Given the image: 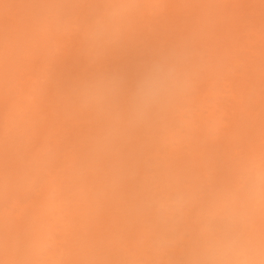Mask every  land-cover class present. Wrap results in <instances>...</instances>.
Segmentation results:
<instances>
[{"label": "bare ground", "instance_id": "1", "mask_svg": "<svg viewBox=\"0 0 264 264\" xmlns=\"http://www.w3.org/2000/svg\"><path fill=\"white\" fill-rule=\"evenodd\" d=\"M15 1V0H14ZM14 1L12 3H14ZM18 0H16L15 2H17ZM30 0H20L18 2H20V4H18L22 8L26 7L24 12H20L18 10H20L19 6H15L14 4H11L8 1H4L0 0V3L3 5L4 4H10L9 6L6 7H11L12 10L14 8V6L17 9V13L16 11L14 12V10H9L8 8H5L4 14L8 13V11H12V13H16V14H10V16L8 14H6V18L7 17H11L13 18L12 20L9 19L10 21H14L16 22L18 20V23L16 24L14 21V23L16 24V26H18V29L14 30V32L11 31V33L13 35H17V38H20L18 41L20 42H13L12 39L13 37H7L4 35L3 37H5V39L3 40V44H6V48H3V50L5 51L3 53V50L0 49L2 51H0V59H2L1 56L4 55H8V56H12L15 57L14 61L15 63L17 62L18 64H12L13 63V58H11V63L9 66V63L7 62V64H5V66L2 68L3 70H5L7 68V70H5L6 72V76H8V78L5 79L0 77V81L4 80V83L2 84V82L0 83L1 86L2 85H6L5 83H7V81H9V85L10 83L13 81L14 82H20L19 83H14L12 82V88L11 90H9L10 92H14L17 90L16 93L17 96L15 95L16 99H14V101H5L6 104V108L3 105V100L2 99V94L4 95L3 98L5 99H9L11 93L8 92L7 90V97H6V92H2L1 90V99L0 101L2 103H0V114H5V115H0V122H2L3 124V131H1L0 133V264H264V68H260L261 66H264V31H262L261 33L258 31V29H260V26H252L251 27V20L253 21L256 17H262L261 13L260 16L258 15L257 12L255 11H251L250 14H252V12L257 13L255 16V18L253 19H248L245 18L244 20H250L247 25H244L243 23H241V21L239 22L237 19V23H235L236 21L232 20L233 22H229V26L231 23V27L232 28H228V32H226L227 30H224L225 27H221L222 31L225 32L224 35L223 33L220 36L221 38H224L219 40L220 43L223 44V42H227V44H229V49L226 47L227 45H222L221 47H224L223 49L219 48V41L217 40V38L213 41H218V44H216L219 48V51L216 55V63L214 64V66H212V69H209L210 71H208L207 68H209V65L207 68H204V64L202 69H194V70H190L187 73V75L190 77L189 72L191 73H195L192 74V79L190 80L188 78H184L183 77H188L186 75L181 76V78L179 76H177L175 74V76L171 75V73L166 72V77L165 79L168 80V82L172 85H174L173 88H166L163 91L167 92L170 90L169 95L173 96V99H170L166 93L162 94H156L158 97H161V99L163 101L161 102V105H159V107L162 108V112L158 113L156 112L153 115L152 114V109L155 108L152 105L157 102L156 100H152L151 102H148L147 104H140V103H135L132 104L131 106H129V103H125L127 99H125L123 97L124 102H119L116 103L114 102V95L116 96L115 98L118 99L117 97H120L119 94L122 93L124 91L125 88H127L128 90V96L132 98H136L137 95H134V93L131 92V88L133 89H137L138 87H136V85H134L133 83H131V77L136 75L138 73V71L143 68L142 64L143 62L140 61L141 58L140 57V53L142 54V51H145V46L147 44H149L152 39H155V35L154 32L152 34H149L150 38H147V33H151L149 32L151 28H148V26L150 24L147 25L148 19L144 21L142 20V22H146V24L144 25V23L142 24L141 19H140V15L138 16V13L141 11H139V9H142V7L149 5V9L152 10V7L150 8L151 0H146L147 4L143 1H139L140 4H142L141 6L137 1L135 0H127V2H125L124 0V4L122 3L123 1L119 0L120 2H118L117 0H115L116 3H118L116 6H118L120 3L121 5L119 6H123L124 5H128L130 2L131 6L128 5L127 7H129L128 9H132V11H129V14H131L130 16H132L134 18L135 13H137V18L136 20L139 22L140 20V24H142L139 28L137 27V25L135 23H133L134 21L136 22V20H134L132 17L131 19H133L132 23L135 24V26L133 24H130L131 26L133 25L135 29H133L135 32L137 33L136 35L134 34L133 39L136 38L139 35V32L142 31L140 30L139 32L137 31L138 29H140L142 26L147 27V29L145 28L144 31L146 32L147 36L145 35V32L143 35H141V37L139 38L144 39L143 37H146L144 40L137 41V38L134 39L136 40V44L132 39V35H133V30L132 27L126 30V28L124 27L123 30H125L126 32L129 30H132V34L130 35V33L128 34V36H126L123 40L121 39V37L119 36V33H121V31H119V33H117L118 31L115 29V27L117 26V29L119 28V26L114 22L115 27L113 26V28L115 30H113L111 27H109V25H111V21L107 27L110 28V30L112 29V31H117L116 35L114 34V38L116 39V41L120 38L121 41H117L122 44V46H125V43L127 44V41H131V43H133L135 46H131L132 48H129V43L127 44L128 46L126 47H122L123 49L126 48V50H122V49H118V44H116L117 42L111 40L112 38H108L107 40L109 42L107 43V47L106 44L103 46V48H105L107 51H109L107 53V51L105 49H100L102 48L100 46V41L102 42L103 39L106 40V36L109 37V33H106L104 31V33H100L102 32L101 30L98 31L95 29V27H98L101 25V21L104 20L103 18L101 19L100 16L101 15V11L100 8H95L93 6L97 5L96 2L88 4L87 0H81L78 1V4L76 6H74L75 0H72L71 4L66 3L68 0H63L60 2V0H57V2L55 0H52V5L49 3L51 0H47L48 1V6H43L42 5H46V1L45 0H31V2L29 3H33L34 1L37 3L33 4L34 8L32 5H30L28 2ZM39 1V2H38ZM41 1L43 2V4L41 3ZM45 1V2H44ZM59 1V3H58ZM71 1V0H69ZM90 1V0H89ZM109 1V0H108ZM113 1V0H112ZM111 2V5L109 6H105L103 4H100L99 2H101L100 0H98V5L106 7V10H111L108 7H112V10H114V3ZM129 1V2H128ZM149 1V2H148ZM162 1V0H160ZM159 1V2H160ZM165 1V0H164ZM174 1V0H173ZM180 1V0H179ZM191 0H189L190 2ZM199 2V4L195 5H202L204 4L203 2H206L207 0H197ZM218 1V0H217ZM220 1L222 3H220ZM230 1V0H229ZM234 1L235 0H231ZM239 4L241 2H244L243 0H238ZM259 1V0H258ZM261 1V0H260ZM6 2V3H5ZM86 2V3H85ZM103 2V0H102ZM107 2V1H106ZM158 2V0H157ZM156 2V3H157ZM171 2V1H170ZM178 2V1H177ZM181 2V3H180ZM179 3V7L184 10V8H189L186 7L187 5H185L184 3L188 1H180ZM193 3V0L191 1ZM200 2H202L200 4ZM227 1L223 0H219V4L218 6L220 7L218 10H214L212 9L211 11L209 10V12L211 14H214L215 11H227L226 5L229 7V5L227 3H225ZM237 2V1H236ZM247 2V4H249L248 2H250L252 5L253 3L251 1H245ZM21 3L23 5H21ZM26 3H28V5L26 6ZM41 3V7L40 4ZM54 3V4H53ZM60 3H63L65 5H61ZM75 3V4H74ZM85 4L88 8V6L90 5V7L92 6V8H86L85 6L82 5ZM135 3V8L136 5L140 8H136L137 12H133L135 9H133L132 7H134L132 4ZM145 3V4H144ZM173 3V2H172ZM224 3V4H223ZM230 5L233 3L229 2ZM0 4V5H1ZM71 4L68 8V5ZM109 4V3H108ZM123 4V5H122ZM160 7L156 4V8L160 9L163 5L161 3ZM181 4L182 5L181 7ZM225 6H223V5ZM238 2L237 4L234 3V5H239ZM244 5V3H241ZM240 4V5H241ZM249 4V7L252 8ZM256 0H255V3ZM260 4V2L258 3ZM38 8H37V6ZM54 5V6H53ZM82 5L83 8H81L80 6ZM154 5V4H153ZM152 5V6H153ZM174 5L176 6L177 3ZM173 5V6H174ZM209 5V4H208ZM211 5V6H215ZM231 5V6H232ZM262 5V3L260 4ZM32 6V7H31ZM54 8H53V7ZM57 6V7H56ZM58 6H60V10L58 8ZM62 6V7H61ZM64 6H67L64 8ZM72 6V7H71ZM80 7L81 9H77L79 12H81V14H92L93 19L95 18V21H93L90 23L89 21H92V17L91 15H89V17H87L88 15H85L87 18L84 17V15L82 16V19L79 18L80 15H74V14H80L77 13L78 11L76 10L74 11L76 8ZM158 6V7H157ZM171 6V5H170ZM185 6V7H184ZM210 6V7H211ZM217 6V5H216ZM215 6V7H216ZM223 6V7H222ZM234 9H237L238 7L236 6ZM248 6V5H246ZM1 8L2 5L0 6ZM74 9V10H72ZM76 7V8H75ZM94 7V8H93ZM123 7L121 8L122 11H124V14L126 13V7L123 9ZM169 7V6H168ZM191 7V6H190ZM194 6L191 7V9L188 11V13H186V11L188 10H184V12L186 13V15L184 16L185 18L182 17V19H186V16H190V14H193L191 17H193V19L195 18L194 16H196V13H202V11H198L197 7L196 10L194 11L193 9ZM194 7V8H195ZM208 7V8H210ZM0 8V10H1ZM33 8V9H32ZM48 8V9H47ZM52 10V13L49 11ZM53 8V9H52ZM101 7V9H103ZM118 8V7H117ZM116 8V9H117ZM146 9V7H144ZM155 8V9H156ZM163 8V7H162ZM167 8V7H166ZM171 8V7H170ZM176 8V7H175ZM179 8V9H180ZM204 8V7H203ZM201 8V9H203ZM224 8V10L222 9ZM231 8V7H230ZM15 9V8H14ZM28 9L30 14H26L28 13V11L26 12V10ZM36 9V10H35ZM43 10L42 12L39 10ZM47 9V10H46ZM71 11L69 12L68 11ZM89 9H91V11H89ZM94 11H93V10ZM97 9L100 12H97ZM120 10V7L118 8ZM117 9V10H118ZM148 9V10H149ZM164 9V8H163ZM233 9V8H232ZM231 9V12H232ZM240 8H238L239 10ZM33 10V11H32ZM54 10V11H53ZM55 10L58 12H55ZM63 10V15L62 17L60 13H62ZM69 12L67 14H69L68 16L71 18L70 20H76L74 18H78V20H76V24L75 21L72 22L71 21V25H70V20L67 16V14H65V12ZM107 10V12H108ZM118 10V14L120 16L121 12H119ZM169 10V9H168ZM170 10H173L172 8ZM169 10V11H170ZM176 12L177 10L174 9ZM181 10V9H180ZM177 13V15L179 14L180 16L183 14L182 12ZM207 11V14H204L203 11V15L198 13V16H201V19L199 22H202L203 25H201L200 29L201 30H205L206 37L204 36V38L202 36H200V38H207L205 40L200 39L199 38V34L198 38L200 39L199 41H202L207 48V43L210 41H212V36H216V35H211V37H207L210 36V32L212 31L210 30L212 27H216V25H221L222 23L220 22V20H223V17L221 16V19L218 15L217 16H210L208 17L210 14H208L209 12ZM237 10V11H238ZM32 11V13H31ZM35 11H37V13L41 14H37ZM61 11V12H60ZM85 11H87L85 13ZM154 11V10H153ZM164 11V10H163ZM192 13H191V12ZM205 11V12H206ZM242 11V10H240ZM2 12V11H1ZM0 12V14H1ZM20 12V13H18ZM45 12V13H44ZM56 13L57 15L50 16V13ZM106 12V11H105ZM105 12L102 11V14L105 15L104 18H108ZM116 12V11H115ZM133 12V13H130ZM145 12L147 13V10H145L144 12H141L139 14L143 15L142 17L144 18L146 15ZM152 12V11H150ZM149 12V13H150ZM157 12V9L155 11V13ZM165 12V11H164ZM175 15L176 12L172 11ZM195 12V13H194ZM229 12V11H228ZM228 12H226L228 14ZM33 13H34V17L37 14V17L34 19L33 18ZM48 15H47V14ZM95 13V14H94ZM99 13V14H97ZM123 13V12H122ZM154 13V12H152ZM151 16L154 18V16H160L155 14ZM159 13L161 14V11L159 10ZM158 13V14H159ZM165 13H169L168 11ZM172 13V15H173ZM181 13V14H180ZM238 13V12H237ZM241 13V12H239ZM244 13V12H242ZM249 13V12H246ZM3 14V13H2ZM20 16H19V15ZM26 14V15H25ZM45 16H44V15ZM58 14L60 16H58ZM71 14L74 16H71ZM114 13L112 12L111 15H113ZM116 14V13H115ZM114 14L113 18H117V16ZM148 14V13H147ZM171 14V13H169ZM168 14V16H169ZM196 14V15H195ZM231 13L229 12V15ZM248 14V16L250 15ZM8 15V16H7ZM14 15V16H13ZM17 15V16H16ZM24 15V16H22ZM68 20H67V18ZM95 15H97V19H101V21L97 20ZM127 15V14H126ZM126 15H121V18H125ZM134 15V16H133ZM162 15V14H161ZM179 15L178 17H176V19H173L172 21H170L173 16L167 17V21H169L170 23L173 22L172 24H170L169 22L166 21L165 22L170 24L167 26L169 28H176L177 26L180 27V29H187V26L189 25V23L191 24L192 22H188L189 20H184L182 23V26H179V24H181V18L179 19ZM235 15L237 16L238 14L235 13ZM241 15V14H240ZM240 15H238L237 17H239L240 19ZM264 15V14H262ZM2 16V15H0ZM4 16V15H3ZM2 16V17H3ZM16 16V18H14ZM31 16V17H29ZM49 19H45L43 17H46ZM49 16V17H48ZM58 16V18H57ZM99 16V17H98ZM129 16V15H127ZM149 16V14H148ZM147 16V17H148ZM163 18L164 17V13H163ZM167 16V15H165ZM205 16V17H204ZM245 17H247L244 14ZM19 17V18H18ZM25 17H28L27 19ZM54 18L53 21H51ZM85 19H84V18ZM136 17V16H135ZM187 17V18H188ZM197 17V16H196ZM202 17L204 18V20L202 19ZM206 17L210 18L209 20L212 21L210 22L209 26L208 22L206 21ZM212 17V18H211ZM214 17V18H213ZM20 18H23L22 20ZM24 18L26 19V22ZM30 18V22L28 21V19ZM34 19L33 21L31 19ZM37 18L40 21H37ZM43 18L44 22H48L50 25L52 23H54V25H51L50 27L48 25H46V23L43 22ZM59 18H60V22H59ZM61 18L63 21H65L63 24V22H61ZM66 18V19H65ZM73 18V19H72ZM127 18V17H126ZM142 18V19H143ZM151 17H149V21ZM152 18V19H153ZM162 18V17H161ZM160 18V19H161ZM190 18V17H189ZM200 18V17H199ZM197 18V22L198 19ZM236 18V17H235ZM243 18V16H242ZM241 18V19H242ZM255 20L256 21H260L262 23H260L261 26H264V20ZM57 19V20H56ZM89 22V24L91 25H87V27H85V23ZM92 19V20H91ZM104 21H107V20ZM120 19V18H119ZM118 19V20H119ZM130 19V17H129ZM213 19V20H211ZM220 19V20H219ZM226 19V18H225ZM240 19V20H241ZM257 19V18H256ZM6 20V19H5ZM8 18L7 21H5V24H0V25H7L10 23L13 24V22H9ZM48 20V21H46ZM67 20V21H66ZM82 22V24L80 25L79 22ZM85 20V21H84ZM156 20V19H154ZM154 20H152V22H154ZM178 20H180L178 22ZM204 22H203V21ZM208 20V21H209ZM227 20V19H226ZM230 20V19H229ZM4 21V20H3ZM35 21V22H34ZM122 21V26H124L126 23V20H120ZM177 21V22H176ZM195 21V20H194ZM216 21V22H215ZM8 22V23H7ZM37 22H41V23H37ZM60 24H59V23ZM85 22V23H84ZM87 22V23H88ZM99 22V23H98ZM128 22V21H127ZM151 22V23H152ZM157 22V21H156ZM164 22V20L162 21ZM159 22L158 20V27H162V25L164 23ZM185 22V23H184ZM187 22V25H186ZM198 22V23H199ZM207 22V24H206ZM223 22V21H222ZM245 23V21H242ZM248 22V21H247ZM254 22V23H255ZM21 23V24H19ZM32 23V24H31ZM33 23L36 25L31 26L34 27L32 29H27L28 25H33ZM58 23V24H57ZM72 23L73 25H78L73 29L72 28ZM103 22L101 26H105ZM131 23V21L128 22V24ZM137 23V22H136ZM155 23V22H154ZM176 23V24H175ZM195 23V22H194ZM233 23V24H232ZM11 24V25H12ZM28 24V25H26ZM44 24V25H42ZM57 24V25H56ZM97 24H99L97 26ZM119 24V23H118ZM124 24V25H123ZM178 24V25H177ZM185 24V25H184ZM196 24V23H195ZM211 24L214 26L210 27ZM246 24V23H245ZM20 25L21 28L23 27V29H21L22 31L27 33V36L29 38L28 39L25 36V33L23 32L20 34H16L19 32L20 30ZM24 25V26H22ZM46 25V26H45ZM64 25L63 30L62 27ZM113 25V24H112ZM174 26V27H170V26ZM200 25V24H199ZM198 25V26H199ZM223 25V24H222ZM1 27V31L4 30V27ZM41 26V27H40ZM48 26V31L47 28H44ZM53 26V27H52ZM54 26L56 27L54 30ZM59 26V29L58 27ZM80 26H82L80 28ZM84 26V27H83ZM153 27V25H151ZM155 26V24H154ZM186 26V28L184 27ZM194 29H187L188 33L187 34H191L190 31H192L193 35H194V31H197L198 29L194 28L195 25H190L188 27ZM197 26V27H198ZM5 29H8L7 26H5ZM11 27V26H10ZM9 27V28H10ZM27 27L25 30L24 28ZM39 28L41 31H37ZM128 27V25L126 26ZM156 27V26H155ZM184 27V28H182ZM196 27V26H195ZM210 27V29H208ZM214 27V28H215ZM228 27V26H227ZM237 27V28H236ZM44 28V30H43ZM50 28V30H49ZM80 28V29H79ZM82 28H85L82 32ZM144 27H142L141 29H143ZM157 28V27H156ZM163 29L166 30V27H162ZM167 28V30L169 29ZM212 28V29H214ZM219 28V27H217ZM236 28V29H235ZM264 27H261V29ZM13 29V28H12ZM51 29H53L54 31H52ZM58 30L63 31V34L65 35H60L62 33H60ZM71 29L73 30V32L78 33V36L75 35L77 34L75 32V34L71 35V43H70V37L68 36L69 33H73L71 31ZM79 29V30H78ZM95 29V30H93ZM99 29H102L101 27ZM149 29V30H148ZM154 29V28H152ZM162 29V30H163ZM178 28H176L175 30H177ZM178 29V30H180ZM196 29V30H195ZM208 29V30H207ZM236 30L235 32L233 30ZM29 30V31H27ZM30 30L32 32H30ZM38 32H40L39 36H37V34H35ZM92 30L95 31L92 34ZM109 30V32H111ZM119 30V29H118ZM121 30V29H120ZM156 30V29H155ZM154 30V31H155ZM158 31L160 29H157ZM156 30V31H157ZM171 30V29H169ZM177 30V31H178ZM238 30V32H237ZM0 31V33H1ZM16 31V32H15ZM44 34H43V32ZM45 31H47L49 34L52 35L53 38H49L48 39V35L47 33H45ZM50 31V32H49ZM60 33H56V32ZM71 31V32H70ZM82 33H80V32ZM99 33H97V32ZM108 31V29H107ZM148 31V32H147ZM161 31V30H160ZM174 31V30H172ZM184 31V30H183ZM200 32V30H198ZM209 33H208V32ZM218 31V30H216ZM221 31V32H222ZM234 33H233V32ZM3 32V31H2ZM31 35H30V33ZM43 36H42V34ZM52 32V33H51ZM54 32V33H53ZM124 32V31H122ZM202 32V31H201ZM231 32V33H230ZM237 32V33H236ZM10 32L8 35H12ZM29 33V34H28ZM79 33H80V38H79ZM95 33V34H94ZM107 35H106V34ZM114 33V32H113ZM125 33V32H124ZM159 33V32H158ZM174 33V32H172ZM179 33V32H178ZM177 33V34H178ZM198 32H195V34ZM214 33H217L214 31ZM213 33V34H214ZM229 34V36H227V34ZM246 34L244 36V34ZM22 34V37H19ZM34 34H35V38H34ZM54 34V35H53ZM58 34L59 37L61 36H66L65 39H57L58 36L55 37V35ZM82 34L83 36L87 35H93L92 37H87V38H91L92 42L90 39L89 42L86 39V37L83 41L82 38ZM112 34V32L110 33ZM157 34V33H156ZM176 34V32H175ZM177 34L175 36H177ZM181 34V35H180ZM180 37L184 36V33L182 35V31L180 33ZM185 34V36L187 35ZM232 34H234L235 36H233ZM238 34V35H237ZM24 35V36H23ZM76 37H75V36ZM121 35L124 37V35L121 33ZM158 35V34H157ZM178 35V36H179ZM192 35V34H191ZM237 35V37H236ZM37 36V37H36ZM48 36V37H47ZM68 36V37H67ZM95 36V38H93ZM101 36V38L99 37ZM112 36V35H111ZM155 36V37H153ZM174 36V35H172ZM188 36V35H187ZM27 38L25 40H22V38ZM40 37V38H39ZM98 37L100 38L98 40ZM105 37V38H104ZM171 36H168L166 41L170 38ZM179 37V39H180ZM218 37V36H216ZM1 38V37H0ZM15 38V37H14ZM23 38V39H24ZM47 38V39H46ZM54 38L57 39V42L55 40V42L57 43L54 44L55 42H53L52 40H54ZM74 38V39H72ZM78 40V41H74V40ZM130 38V40H129ZM176 42L178 40V37H176ZM184 38V37H182ZM186 38V37H185ZM188 38V37H187ZM197 38V37H196ZM209 38V40H208ZM245 38V39H244ZM250 38V39H249ZM3 39V38H2ZM11 39V40H10ZM34 42H33V40ZM41 39L45 40L43 42H38ZM68 42V51L71 48V51L73 50L72 48L74 46L78 45V48L76 47L75 49H77V51H79V45L81 44L83 46H86L87 42V47L85 49V46H81L80 49L82 52H77L76 50H73V52L70 51V53H76L72 54L70 56V54L68 53L67 49L65 48L67 45H65V42ZM69 39V40H68ZM151 39V40H149ZM153 39V40H154ZM211 39V40H210ZM219 39V38H218ZM27 40H29L28 42L30 43L31 41L33 42V49L34 52H32L33 50H31V52L33 53V57L32 55L30 57L29 53H28V49L30 51L31 47L30 44L27 42ZM58 40H65L62 41L63 44L61 43V41L58 43ZM149 40V41H147ZM196 40V39H195ZM208 42H204L207 41ZM1 41V39H0ZM5 41H9V43H5ZM38 43H37V42ZM52 43H50V42ZM97 41V42H96ZM125 41V42H124ZM165 41V44H166ZM181 41L182 40H178ZM191 41V40H190ZM194 41V40H193ZM21 42H23V44L25 45H21ZM25 42L27 44H25ZM38 44H36V43ZM49 43L51 45V47L54 49V47L52 45H56L55 48L56 49L53 50L50 45L48 47L44 46V44L46 45V43ZM66 42V43H67ZM74 42V43H73ZM91 42V45H89V43ZM104 42V40H103ZM114 42V43H113ZM116 42V43H115ZM143 42H146V45H144V47L139 46L140 48H137V43L138 44H142ZM148 42V43H147ZM168 42V41H167ZM181 42H177L178 44H181ZM199 42V43H202ZM224 42V43H225ZM13 46H12V44ZM16 43V44H15ZM20 44L22 47L20 48L18 45L16 47L17 44ZM43 47H40V49L38 48L40 45ZM44 43V44H43ZM76 43V44H75ZM95 43H97V50L93 51L96 53L95 60H98V57L100 58V55L97 56V51H99V53H105V57L103 55V59L105 60L106 56V60L109 58L108 65H112L114 66L111 60H115L114 58H116V56H120L117 57L118 59V64L115 61V67H113L114 71L112 74V66L111 68H109L110 66H107V62L106 60L103 62L101 59V61H97L98 65L101 62V71L99 70V72L97 71V68H94L93 65L97 64L96 62H94V56L92 55L93 52L90 51L92 49L95 50L96 46ZM105 43V42H104ZM103 43V44H104ZM108 43L111 44L108 46ZM186 43V42H183ZM192 44L194 42H191ZM196 47L198 46V41L196 42ZM216 43V42H215ZM215 43H212L211 46H213V44L215 45ZM2 43L0 44L3 45ZM8 44V46H7ZM37 48H35L36 46ZM59 44V45H58ZM70 44H73V47L70 46ZM114 44V45H113ZM140 44V45H141ZM209 44V43H208ZM10 45V47H9ZM15 45V46H14ZM32 45V44H31ZM63 45V46H62ZM117 45V49L114 48V46ZM200 45V44H199ZM215 45V46H216ZM4 46V47H5ZM29 46V47H26ZM59 51H61L60 49H62L64 46V48L62 49L64 52H62V54L65 53L64 56L61 55V57L64 58H68V59H63L61 58V61L57 60V58L60 59V55L58 52V47ZM62 46V47H61ZM70 46V47H69ZM99 46V47H98ZM113 46V48L115 49L114 51L117 53V55H115L116 53H114L113 48H111ZM173 45L170 46V49L175 50V46L172 47ZM184 45H182L183 47ZM194 46V45H193ZM213 46V47H215ZM3 47V46H2ZM16 47V48H15ZM45 47V48H44ZM90 47V48H89ZM116 47V46H115ZM208 47H210L208 45ZM8 48V49H7ZM11 50H10V49ZM17 48L21 49V54H23V57H21L22 55H20V53H18L19 55L17 56ZM26 48V52L23 51ZM42 48V49H41ZM47 48V49H46ZM87 48L89 49L87 51ZM109 48V49H108ZM128 48V49H127ZM144 50H143V49ZM146 48L148 49V47L146 46ZM174 48V49H173ZM199 48V47H198ZM205 48V47H203ZM15 49V50H14ZM23 49V50H22ZM45 51H42V50ZM84 49L87 51V53L89 54L90 51V55L92 59L89 58V55L86 53V51H84ZM130 49V50H129ZM140 50L136 51V50ZM177 49V48H176ZM210 49V48H208ZM37 50V51H36ZM39 50H41V54L39 53ZM53 52L54 53H50L49 52ZM53 50V51H51ZM111 50V51H110ZM123 51L122 53H126L120 55V51ZM142 50V51H141ZM199 50V49H198ZM196 50V52L198 51ZM204 49H202V51H199L198 53L201 55V53L203 52ZM213 50V48H212ZM37 54H36V52ZM48 51V53L46 52ZM85 53H84V52ZM106 51V52H105ZM113 51V52H112ZM136 51V53L134 52ZM170 51V50H169ZM207 51V49H206ZM214 51V50H213ZM7 52H11L13 54L7 53ZM16 52V54H15ZM23 52V53H22ZM24 52L26 53V56L28 55L29 57L28 60L26 58V56H24ZM46 55H43L45 54ZM58 52V53H55ZM128 52V53H127ZM147 52V51H146ZM205 52V50H204ZM211 52V51H210ZM35 53V54H34ZM78 53H82V55L80 54V57ZM94 53V54H95ZM98 53V54H99ZM112 53L109 57V54ZM114 53V54H113ZM120 53V54H118ZM144 53V52H143ZM40 54V55H38ZM50 54V56H49ZM55 54H57L55 56ZM61 54V53H60ZM87 54V55H86ZM107 54V55H106ZM138 56H136V55ZM145 54V53H144ZM208 54V52H207ZM213 56L214 54L211 53ZM38 55V57L36 56ZM47 55L49 56L47 58ZM54 55V57H53ZM59 55V56H58ZM69 55V56H68ZM74 55L76 57H74ZM85 55V57H84ZM115 55V57L113 56ZM143 55V54H142ZM141 55V56H142ZM195 55V54H194ZM210 55V53L208 54ZM19 58L17 59L16 58ZM40 56V57H39ZM44 56V57H43ZM46 56V57H45ZM68 56V57H65ZM144 56V55H143ZM23 61L27 62H23ZM25 57V58H24ZM43 57V58H42ZM51 57V58H50ZM74 60L75 58L78 59V63L79 65H75L76 61L72 60L71 58ZM90 59V62L93 63V65L90 62H87V64H89L90 66L88 67V65H86L85 61L88 60L86 58ZM125 57H129V58H125ZM190 57V56H189ZM196 57V56H195ZM198 57V55H197ZM204 57V54H203ZM207 57V56H206ZM209 57V56H208ZM39 58L40 60L38 61ZM45 58V59H44ZM47 58V60L50 58V62H54V64L57 63V65L62 61L65 62L64 65L60 63V68L56 66H54V64H49L48 68H46L48 62L45 61ZM56 58L55 60L57 61H53V59ZM110 58H112L110 60ZM120 58V60H119ZM131 58V59H130ZM136 58V59H135ZM144 58V57H143ZM187 58V56H186ZM212 58V57H210ZM210 58H208L210 60ZM5 59V58H4ZM21 59V60H20ZM25 59V60H24ZM30 59H34V60H30ZM41 59H43L41 61ZM82 59V60H81ZM197 59V58H196ZM195 59V60H196ZM198 59H203L198 58ZM205 59V58H204ZM203 59V60H204ZM212 59H215L214 56ZM3 60V59H2ZM70 60V61H69ZM92 60V61H91ZM130 60V61H129ZM143 60V59H141ZM146 60V59H145ZM144 60V61H145ZM207 60V58L205 59ZM20 61V62H19ZM29 61V62H28ZM32 61V63H31ZM35 61V63H34ZM41 61L40 65L39 62ZM73 61V62H72ZM83 63H82V62ZM122 61V62H121ZM129 61V65L127 62ZM139 61L141 63H139ZM198 61V60H197ZM202 61V60H201ZM208 61V60H207ZM207 61L205 62L207 64ZM213 62V60H210V62ZM3 61L0 60V65ZM47 62V64H46ZM59 62V63H58ZM70 62H72L74 65H72ZM75 62V63H74ZM103 62V63H102ZM138 62V63H137ZM146 62V61H145ZM209 62V64H210ZM25 64V65H29L28 66H20L21 64ZM95 63V64H94ZM133 63L134 65L130 64ZM136 63V64H135ZM3 64V63H2ZM20 64V65H19ZM45 64V65H43ZM72 66H71V65ZM83 64V67L80 68V65ZM85 64V65H84ZM105 66H103V65ZM122 64V65H121ZM147 65V62L145 63ZM154 64V63H153ZM192 64V63H191ZM202 64V63H201ZM199 64V65H201ZM14 65V69L13 68ZM34 65V68H33ZM38 65L41 67V65H43L40 69L38 68ZM52 65V66H51ZM61 65L62 67L65 69L61 70ZM130 65H132L133 69L130 67ZM136 65V66H135ZM149 65V64H148ZM151 65V64H150ZM161 65V64H160ZM190 65V64H189ZM193 65V64H192ZM212 65V64H210ZM7 66V67H6ZM16 66H18L16 68ZM35 72H30L31 69ZM65 66L69 67V68H65ZM78 66V67H77ZM84 66L87 68H84ZM94 68L96 72H94ZM121 68H118V67ZM154 66V65H153ZM151 66V68L153 67ZM1 67V66H0ZM10 70H13L12 73L10 72ZM22 67V68H21ZM28 69H27V68ZM35 67H37L38 69H36ZM47 71L53 74L54 77H58V79L62 82H65L64 84H66V82H68L67 80L71 78V76H73L74 78H76L75 76H77V74L79 76H77L78 78L81 77L82 81L84 79V83L81 81L79 86V81H76L77 79H70V81H72L71 85H68V83L66 84L69 86V91L68 87L62 89L61 91H58L60 89L59 83L60 85H63V83L61 84V82L58 79H52V76H49L50 74L48 73L47 77L49 76L51 79L50 82L49 81V77L48 79L46 78V69ZM77 69H73L76 68ZM96 67V66H95ZM109 69H108V68ZM135 67H137V69H135ZM160 71H162V65L159 66ZM188 67V66H187ZM186 67V68H187ZM190 67V66H189ZM192 67V66H191ZM201 67V66H200ZM23 68H26V70L28 71L27 75H32L34 77L35 75V79L33 78V80L31 79V77H25L26 76V70H24ZM58 70L60 71H57ZM85 69L83 70L84 73L82 72V70L80 69ZM105 68V69H104ZM118 68V69H117ZM124 70H123V69ZM131 68V69H130ZM197 68H199L197 66ZM204 68V69H203ZM211 68V66H210ZM20 69V70H19ZM23 69V70H22ZM50 69V70H49ZM53 69V70H52ZM56 69V70H55ZM73 69V72L75 71V73H73L71 70ZM90 69H92L91 71L93 72V74L95 73V75L97 74V78H95L96 80H100V78H105L110 80L111 77L109 76L110 74L113 76L114 74H116V77L114 75L115 78H117L120 75V78L122 79H114V77H112L113 79L110 81H115V84L113 86V83L111 85V83L109 81H107L108 84L111 85L113 92L109 91L111 90V87L108 88L110 85L105 84L106 82L104 81L105 79H103L105 85H103V87L107 89H105L104 91L101 92V90H103L102 88V81L100 80L99 84L98 82L94 83L95 86L94 88L91 87L94 91L88 92L87 89H89L90 87V82L88 79H86V77H88L89 74V79L92 80L91 76V72L89 73ZM107 69L109 71H107ZM125 69H130L129 72L131 70H133V72L131 71V73H129L128 71H126ZM193 69V68H192ZM1 71L2 74L4 71ZM16 70H18V74H16ZM70 70V71H67ZM80 70V71H79ZM87 70V71H86ZM104 70H106V72H103ZM119 70L120 74L118 73ZM182 69H179L177 71H181ZM185 70V68H184ZM189 70V68H188ZM203 70V72H202ZM53 71V72H52ZM55 71V74H54ZM63 71V72H62ZM79 71V72H78ZM123 71V72H122ZM136 71V72H135ZM197 71V72H195ZM199 71H201L202 78H198V74L200 73ZM4 72V74H5ZM59 72V73H58ZM72 74H70V73ZM83 73V75L81 73ZM86 72V74H85ZM100 72H103L102 77L99 75ZM124 72H126L124 74ZM142 73H138V74H142L146 76L147 82L148 84L150 83V81H153L154 79H157L156 77H152V76H148L147 72L144 70L141 71ZM183 72V71H182ZM184 72V73H185ZM203 75V73H205ZM209 72V73H207ZM16 74L13 78V75ZM30 73V74H29ZM32 73V74H31ZM37 73V75H36ZM60 73H64L66 75H69V77L65 78L63 80V78L61 77ZM80 73V74H79ZM88 73V74H87ZM106 73L107 76H105L104 74ZM164 73V72H163ZM1 74V73H0ZM11 74V75H10ZM59 74V75H58ZM75 74V75H74ZM122 74V75H121ZM137 74V75H138ZM164 74V75H165ZM174 74V73H173ZM178 74V73H177ZM209 74V75H208ZM63 75V74H62ZM71 75V76H70ZM82 75V76H80ZM86 75V77H85ZM118 75V76H117ZM127 75H132L131 77H127ZM162 75V74H161ZM208 75V76H207ZM179 80L177 82V80H175V78L173 79V77H176ZM200 76V75H199ZM3 77V76H2ZM60 77V78H59ZM85 77V78H82ZM91 77V78H90ZM123 77V78H122ZM135 77V76H134ZM160 77V76H159ZM179 77V78H178ZM13 78V79H12ZM30 78V80L32 82L35 81L34 83V87H33V83L30 82V80L28 79ZM202 79V81L200 82L197 79ZM9 79V80H8ZM73 79L75 81H73ZM85 79L87 82H85ZM12 80V81H11ZM45 84H44V82ZM54 80V81H53ZM56 80H58L56 82ZM90 80V81H91ZM119 80V81H118ZM125 80V81H124ZM150 80V81H149ZM184 80L189 81V83L185 82ZM195 80V81H194ZM49 85L48 86H43L42 88H44L42 91L39 90L38 88L41 86V83L43 82L44 85H47V82ZM117 81V82H116ZM122 81V82H121ZM128 81V82H127ZM135 81V80H134ZM174 81L176 84H174ZM180 81L183 83L182 86H186L189 87L190 82L193 83V86L196 87L195 90L197 91L195 95H193L192 93H190V90L187 91L188 89H186V87L180 85ZM198 81V82H197ZM75 82V83H74ZM95 82V81H94ZM124 82H127L128 84L125 86ZM137 82V81H136ZM146 82V83H147ZM14 83V84H13ZM32 84L30 86H32L33 88L29 87V84ZM56 83V85L59 87V89L55 88L56 86H54V84ZM83 83V86H82ZM101 83V84H100ZM76 84V85H74ZM86 84V86H85ZM54 86V88H52L51 86ZM74 85V86H73ZM88 88H85L87 87ZM101 85V89H99ZM124 85V86H123ZM134 85V87H133ZM176 85V86H175ZM189 85V86H187ZM21 86V87H20ZM76 86H79L77 88H75ZM85 86V87H84ZM91 86H93L91 84ZM181 86V88H180ZM20 87V88H19ZM82 87V88H81ZM114 87V88H113ZM125 87V88H124ZM136 87V88H135ZM146 87V86H145ZM172 87V86H171ZM1 88V87H0ZM76 89V92H82L79 93V95H76L77 93H73L75 92L74 89ZM85 88V93H83V89ZM98 88V89H97ZM170 88V89H169ZM38 89V90H37ZM47 91H46V90ZM52 89H54L55 93H52ZM56 89V90H55ZM66 89V91H64ZM78 89V90H77ZM79 89L81 91H79ZM172 89V90H171ZM3 90V89H2ZM50 90V91H49ZM73 90V92H71ZM97 90H100L99 94L102 95L103 93H106L102 96L98 95V92H95ZM40 91V92H38ZM46 91V92H45ZM51 92V94L53 95V97L51 96V94L49 92ZM57 91V92H56ZM79 91V92H78ZM90 91V89H89ZM144 92V90H142ZM162 91V90H161ZM187 91V93H186ZM47 92L49 94H47ZM59 93L58 96L60 97H55V95L57 96V94ZM67 92V93H66ZM71 92V93H70ZM94 93V97L96 98H92L90 99L92 96L91 94L89 95V98L87 97L85 100L84 96L87 95L88 93ZM109 92L113 93L111 95L108 94ZM62 93H63V98H62ZM69 93V94H68ZM13 94V93H12ZM41 94V95H38ZM55 94V95H54ZM65 94H67L68 96L70 94V98L68 97L67 99L65 98ZM97 94V95H96ZM107 94V95H106ZM46 95V96H45ZM75 95V96H74ZM82 95L83 99H82ZM98 97H96V96ZM14 96V95H13ZM73 96V99H71V97ZM81 97L80 99H78L79 97ZM107 96V97H106ZM154 96V97H157ZM42 97V98H41ZM45 97V98H43ZM50 97V98H49ZM75 97L77 100H75ZM86 97V96H85ZM102 97V100H100V98ZM105 97V98H104ZM111 97V98H108ZM113 97V98H112ZM48 98V99H47ZM51 98H57L56 102L58 105L56 104H52L53 99ZM60 98V99H59ZM104 98V99H103ZM108 98L111 100H106ZM38 99L41 101H38ZM45 100V105L43 103V100ZM54 99V100H55ZM59 99V100H58ZM90 99V100H89ZM97 99H99L98 101H96ZM27 102H24L26 101ZM37 100V102L35 101ZM50 100V101H49ZM58 100V102H57ZM61 100V101H60ZM70 105L68 104L70 101ZM81 100V101H80ZM92 100V101H91ZM95 100V101H93ZM107 102H106V101ZM47 101V102H46ZM48 101L50 104H48ZM60 101V102H59ZM64 101V103H63ZM67 101V102H66ZM73 101V102H72ZM85 104L87 101L86 106L81 103L84 102ZM99 101H103V102H99ZM112 101V102H111ZM35 102V103H34ZM42 105L41 107H39L40 105ZM52 102V103H51ZM76 102V103H75ZM78 102V103H77ZM91 102H94L93 104H91ZM67 103V104H66ZM74 103V104H73ZM103 103H107L105 106H101ZM109 103H111V106L108 105ZM116 103V105H115ZM2 104V105H1ZM9 104V105H8ZM28 104V105H27ZM48 104V106H47ZM64 104V109L62 107V105ZM79 104V106H81L82 108L86 109L89 104H91L89 107L90 111L85 115H88L87 118H89V120H87L86 116H82L79 117L80 120L84 121H80V120H76L75 118L78 117V114L80 112H77L78 110H84L79 108L78 110L77 106ZM84 107H83V105ZM95 104V105H94ZM98 104H100V106H98ZM116 108H118L119 110L116 113L111 114L112 116H108L104 118V114L102 115V111L104 110V112L106 111L105 108H107V105L109 108H113V106ZM119 104V105H118ZM27 105V106H25ZM34 105V106H33ZM38 105V107H37ZM57 106L54 107V110L52 109V106ZM65 105H69V106H65ZM76 105V106H74ZM2 106L4 108H2ZM35 109H38L35 111ZM73 106L76 107V109H73ZM96 109L98 108H102L100 110H97V112L100 114L99 117L102 118H98L100 121V123L98 122L97 125H101L102 127L100 128L101 130H98V132H94L96 133V138H98L99 142L96 145H92L94 146V148L92 150H89L88 147L89 145H83V138L81 139L82 136V131L88 130L90 133H88V131H86L85 137L84 139H87V141L91 138V135L93 133L90 131L92 127V119H94L95 117V113L93 114V118H91V116L89 115L90 113L95 112V110L93 108ZM46 108V111L43 109ZM50 110H52L50 112V110L48 108H50ZM60 107V108H59ZM4 109V110H1ZM27 108L29 110H27ZM42 108V109H41ZM64 109V111H67V113H64L63 111H61V109ZM68 108V109H67ZM71 108V109H70ZM7 109V110H5ZM31 109V110H30ZM42 111H41V110ZM50 113H48V111ZM60 109V112L58 111ZM70 109V111H69ZM88 109V110H89ZM34 110V111H32ZM73 110V111H71ZM94 110V111H93ZM102 110V111H101ZM107 110H110L107 108ZM8 111V112H7ZM38 111V112H37ZM41 111V112H40ZM54 111V113H53ZM74 111H76L75 114H77L75 116V118L73 116H71V112L73 113ZM93 111V112H92ZM40 112L41 115L46 114V112L48 113L47 117L52 116V119L49 118V122L50 120H54L52 121V124L47 122V119H45V115L41 116L42 119L44 118V121L42 119L37 118L40 116L38 113ZM45 112V113H44ZM63 112V113H62ZM84 112V111H83ZM102 112V113H100ZM108 112V111H106ZM30 113V114H28ZM31 113L32 114V119H31ZM43 113V114H42ZM61 113V114H58ZM85 113V112H84ZM65 114V115H64ZM26 115L29 117L30 115V119L25 118ZM34 115V116H33ZM57 117H56V116ZM64 115V116H63ZM67 115L71 116V119L73 120L74 118V123L73 125L81 124L82 123L85 125H82L84 127H80L78 130V133H74V141H71V139L69 140L70 135L67 136V140H62V139H66V133H72L74 130V127H72V123L70 121L68 122L67 119H69V117H67ZM102 115V116H101ZM144 115V116H143ZM3 116V117H1ZM67 119H66V117ZM90 116V117H89ZM113 116H116L115 118ZM34 117H36V119H34ZM40 117V118H41ZM58 117H61L59 119H57ZM62 117L64 119L67 120L63 121ZM73 117V118H72ZM84 117V118H83ZM98 117V116H97ZM54 118V119H53ZM23 123V121H25ZM38 119V121H37ZM64 119V120H65ZM96 119V117H95ZM103 119L102 123L101 120ZM30 120V121H29ZM36 120L38 123H43L46 124V127H48L47 129L44 127L45 125H39L38 123H35ZM55 120H59V122L55 121ZM62 120V121H61ZM105 120V121H104ZM28 121V122H27ZM33 121V123H31ZM47 123H46V122ZM77 121V123H75ZM81 123H80V122ZM116 121V123H114ZM56 122V123H55ZM69 123L66 127L65 123ZM106 124H105V123ZM27 123V124H26ZM90 123V124H89ZM2 124L0 126H2ZM34 124V125H33ZM38 124V125H36ZM48 125H53L52 127L47 126ZM64 124V125H63ZM70 124L72 126H70ZM92 124V125H91ZM106 126H105V125ZM108 124V125H107ZM23 125V126H22ZM26 125V126H24ZM57 126L56 128L54 126ZM59 125V126H58ZM63 125V126H60ZM89 126V128L87 129L86 127ZM35 130L33 131L34 127ZM45 128L47 130H39ZM78 126V125H77ZM76 126V127H77ZM86 126V127H85ZM91 126V127H90ZM94 126V125H93ZM22 129H20V128ZM38 127V128H37ZM56 129L54 132L53 130ZM58 127L60 129V127L63 129H65L64 131H62L61 129V134H62V139L60 138V131L58 130ZM72 127V129H71ZM32 130H29L31 129ZM71 130H70V129ZM82 128H85L82 130ZM120 128H122V130H120ZM29 130V131H27ZM38 130V131H36ZM27 131V132H25ZM29 134H31V136H25L26 139L24 140L25 137H22L24 135H29L28 132H30ZM41 131V132H40ZM45 131V132H44ZM70 131V132H69ZM80 131V132H79ZM25 132V134H24ZM33 132V133H32ZM64 132V133H62ZM54 133H56L57 135H60L59 137L57 136V138H55V135H53ZM76 134V136H75ZM53 137V139H50L49 137L51 136ZM81 135V136H80ZM89 135V137H88ZM95 135V134H93ZM84 136V134H83ZM82 136V137H83ZM9 137H10V141H9ZM69 137V138H68ZM87 137V138H86ZM101 137V138H100ZM20 138H22L23 140H19ZM55 138V139H54ZM80 138V139H79ZM93 138H95L93 136ZM92 138V139H93ZM95 138V139H96ZM101 140H100V139ZM13 139V141H11ZM7 140V141H5ZM18 140V141H17ZM52 140V141H50ZM81 140V141H80ZM91 140V139H90ZM89 140V141H90ZM97 140V139H96ZM97 140V141H98ZM63 143H62V142ZM70 141V142H67ZM70 143V144H68ZM72 143V144H71ZM88 144V143H87ZM93 144H95L93 142ZM104 145V146H103ZM84 146V147H83ZM103 146V147H102ZM85 147H87L86 149H84ZM57 153H62L61 155L57 154ZM59 155V156H58ZM59 157V158H58ZM61 158V160H60Z\"/></svg>", "mask_w": 264, "mask_h": 264}, {"label": "rangeland", "instance_id": "2", "mask_svg": "<svg viewBox=\"0 0 264 264\" xmlns=\"http://www.w3.org/2000/svg\"><path fill=\"white\" fill-rule=\"evenodd\" d=\"M4 1H8L9 3H10V2L12 3L14 0H3V2H4ZM15 1H16V0H15ZM15 1H14L15 4H14V3H12V4H14L15 6H19L18 4H20L21 0H20V2H18L19 0H18L17 2H15ZM35 1H37V0H35ZM35 1H34V2H35ZM42 1H43V0H42ZM42 1H41V3L43 4ZM45 1H46L47 3H46V5H42V6H43V9H44V6H48L49 3L52 5V0H51L49 3H48L47 0H45ZM45 1H44V2H45ZM55 1L57 2V0H55ZM61 1H62V0H60V2H61ZM65 1H66V0H65ZM73 1H74V0H73ZM78 1H81V0H78ZM87 1H88V4L91 3V0H90V1L87 0ZM93 1H94V0H92V3L96 2V0H95L94 2H93ZM100 1H101V2H99L100 4H103V5L106 4L105 6H109V5H111V2H110V1H112V0H109V1H108V0H103V2H102V0H100ZM106 1H107V2H106ZM117 1L120 2L119 0H117ZM121 1H123V2H122L123 4H124L125 2H127V0H125V2H124V0H121ZM135 1H137V0H135ZM139 1H143V0H139ZM149 1H150V0H149ZM149 1H148V2H149ZM151 1H152V0H151ZM154 1L157 2V0H154ZM154 1H152V2H154ZM159 1H160V0H158L157 3H156V2H154V3H151V2H150V3H151L150 8L152 7V10L148 8L149 5H147V6L144 5V7H146V9H145L144 7L141 6L143 3L140 4V2L137 1V2L140 4V5H138V4H137V5H138V6H141V7L143 8V10H142V9H139V11L141 10L139 13L144 12L145 10H147V13L149 14V16H148V14L145 12L146 15H144V16H145L144 18L142 17L143 15H141L142 13H141V14L138 13V16L140 15L139 17H140V19H141V22H142V20L144 21V19H145V20L148 19V22H150V23H147V25L150 24V25L148 26V28H151L149 32H151V31H152V32H151V33H147V35H148V36H147V35H146V32H145L146 30L144 31L145 28L147 29V27H145V26H142V27H144V28L141 29V28H142V27H141V28L138 29L137 31H138V32H139L140 30L144 31V32H145V35H144V36H147V38H148V37L150 38L151 35L149 36V34H152L153 32H154V35L156 36V37L153 36V37H155V39L153 38L154 40L152 39L151 42L149 41V40H151V39L147 40V41L150 42V43L147 44V45H146V42H143L142 44L140 43L141 45L138 44L140 41H142V40H144V39L146 38V37H143L144 39H141V40L139 39V38L141 37V35L144 34V32L140 31L142 34L139 32V35L137 36L138 38L136 37V38H137V41H138V39H139V41H138V43H137V46L139 45V46H141V47H142V46L144 47V45H146V46L148 47V49H147L146 46H145V48H144L145 51H142V50H141V51H142V54H143L144 56H143L141 53L139 54V55H140L139 58L143 59V60L140 59V61L143 62V64H142L143 68H141V69L138 71V73H139V72L142 73L141 71H142V70H143V71L145 70V71L147 72V75H148V76L150 75V76H152V77H156V78L158 77V78H160V79H165V77H166V74H165V73H166V72H168V73L170 72L171 75H173V76H175V74H176L177 76L180 75L179 77L181 78V76H184V75L188 76L186 72H188V71H190V70H194V69H198V70H199V69H202L203 64H204V68H207L208 65H209V68H207V69H208V71H210L209 69H212V66H214V64H215L216 61H217V59H216L217 57H216L215 54H217L219 51H216V50H219V48H220V49H221V48L223 49L224 47H221L222 45H223V46H224V45H227V46H226L227 48L229 47V44H227V42L224 41L225 43L223 42V44H222V43H220V41H219V40H221V39L224 40V38H221V39H220L221 34L223 33V35H224V33H225V32H223L222 29H221L222 26L225 27L224 30H227L228 28L230 29V28H232V27H235V26H232V27H231V23H230V26H229L228 21H229V22H233V21L235 20V21H236L235 23H237V20H238L239 22L241 21V23H243L244 25H247V26H248L249 23L252 22V23L250 24L251 27H252V26H255V27H256V26H257V27L260 26V29H258V31L260 30V31H259L260 33H261L262 31H264V28L261 29V27H264V26H261V25H260V23H262V22H260V21H259V22H258V21L255 22V20H259V18H260V17H256L257 19L255 18V16H257L256 14H257L258 12H259L258 15L260 16V13H261V16H262L261 18H262V20H264V15H262V14H264V0H261V1H260V0H259V1L256 0V3H257V4H254V3H255V0H245V1H251L252 3L254 2L253 5H252L250 2H248L249 4H251L250 6H251L252 8H250V7H249V4H247V2H245L244 0H243L244 2H241V3H244V5L241 4V3H240L241 5H240L238 0H235V2H234V1H231V0H230V1H229V0H223V2H224V1H227V2H228V3L225 2V3H227V4L229 5V7H228V6L225 4V5H226V8H225V9H227V11H226V10H225L224 12H223V11H215L214 14H211V13L209 12V10H210V11H211L212 9H214V10H215V9L218 10V9L220 8V7H219V6H220V4H219V0H218V1H217V0H207L206 2H203L204 4H202V5H200V6H199V5H195V3H196V4H199V2H198L197 0H193V3L191 2L192 0H191L190 2H189V0H186V1H188V2H187V4H186V2H185L184 4L187 5L186 7H189L190 9H191L192 6H194V7L196 6L197 9H198V11H202V13H203V11H204V14H207V11H206V10L209 9V10H208V12H209L208 14H210V15H209L208 17H210V16H214V15L217 16V17H218V15H219L220 19H221V16L223 17V20H222V19H221V20L219 19L220 22H221L223 25H222V24H221V25H218V26L216 25V27H215L214 24H213V25L211 24L210 27L214 26L215 28H214V27H212V28H214V29H212V28L210 29V27L208 28V29H210V30H212V31H209V32H210V34H209L210 36H207V37H211V35H216V34H217L216 36H218V37H216V36H212L211 39H212V41H213L214 38H215V39L217 38V40H218L219 43H220V44H219V48H218V46L216 45V44H218V41L216 40V41H213V42L210 43V41L208 42L209 38H208L207 41H204V42H206V43H207V42L209 43V44L207 43V48H206V46H204L205 44H204L202 41H199L200 39H203L204 36L206 37V35H204V34H206V31H205L204 29H203V30L200 29L201 25H203L202 22H199L200 19H201V16H200V15H201L202 13H201V12H200V13L198 12V13L200 14L199 16H198V13H196L197 15H196V14H195V15H196L197 17L194 16V17H195L194 19H193V17H191L193 14H190V16H189L190 18H189L188 16H186V19H184V20H187V19L189 20V19H190L188 22H192V21H193L191 24L196 26V27L194 26V28L200 30V32H199L198 30H197V31H194V35H193L192 31H190L192 35H191V34H187V33H188V30H187V29H191V30L193 29L192 26H191V28L188 27V26L191 25L190 23H189V25L187 26V29H180V27L177 26L176 28L180 29V30L177 29L178 31L175 30L176 28H175L173 25L170 26V27H174V29H173V28H169V27H167L168 25H170V24L173 23V22L170 23L169 21H167V19H168L167 17H170V16L172 17V16H173V18H172L170 21H172L173 19H176V17H178V15H179V14L177 15V13H178L179 10L181 9L180 12H182L183 14H182L181 16L179 15V19H180V18L182 19V17L185 18L184 16H185L186 13H188V11L190 10L189 8H187L188 10H187L186 8H184V10H185V9L187 10L186 13H185L184 10H182V9H183L182 5H184V4H181V7H182V8L179 7V6H180L179 4L181 3L180 1L183 2V0H180V1H179V0H174V1H173V0H165V1L162 0V1H160V2H159ZM170 1H171V2H170ZM177 1H178V2H177ZM184 1H185V0H184ZM199 1H200V0H199ZM202 1H203V0H202ZM236 1H237L238 4H239V5H236L238 8H240L239 10H238V8H237V9H234V6H235L234 3L237 4ZM241 1H242V0H241ZM22 2H23V0H22ZM25 2H26V0H25ZM27 2H28V1H27ZM29 2H31V0H30ZM29 2H28V3H29ZM34 2H33L32 4H31V3H29V4L33 6ZM38 2H39V1H38ZM63 2H64V0H63ZM69 2H70L71 4H73V3H72V0H71V1L68 0L66 3H69ZM89 2H90V3H89ZM112 2L114 3L115 0H113ZM128 2H129V1H128ZM144 2L147 3L146 0H144ZM172 2H173V3H172ZM179 2H180V3H179ZM194 2H195V3H194ZM229 2H232L233 5L231 4V5H232V6H231ZM259 2H260V4L262 3V5L258 4ZM5 3H6V2H5ZM11 3H10V4H11ZM17 3H18V4H17ZM23 3H24V2H23ZM28 3H26V6L28 5ZM41 3H39V4H40V7H41ZM58 3H59V1H58ZM66 3H65V4H66ZM75 3H76V4H75ZM75 3H74V4H75L74 6L77 5V3H78L77 0H75ZM85 3H86V2H85ZM99 3H98V0H97V2H96L97 5H94V4H93V6H94L95 8H97V7L100 8V10H102L103 12L106 11L105 13L108 14L107 17H108L109 19L107 18V19H108V20H107L106 18H104L105 15L102 14V11L100 12L98 9H97V12H100L101 15H102V17L100 16V18H101V19L103 18L104 20L106 19L107 21H104V20L101 21V19H97V15H95L96 19H97L98 21H99V20L101 21V22H100L101 25H102L103 22H106V23H104V25L107 24L108 21L110 20L111 23H110V21H109V23H110L111 25H109V23H108L109 27H111L113 30L116 29V30L118 31V32H117V31H112V29L110 30V28L107 27L108 25H105V26H101V25H100V26H98L99 24H97L98 27H95L96 30H98V31L101 30L102 32H100V33H104V31H105L106 33H109V35H110L109 37L106 36V40L103 39L105 43L103 42V40H102V42H101V40H99V39L101 38V36H99L100 38L98 37V40L100 41V42H99V43H100V46L102 47V48H100V49H105V48H103V46H104L105 44H106L105 47H107V43H106V42H109V41H112V40L116 41L117 38H116V39L114 38V37H115L114 34L116 35L117 33H119V31H121V33L124 35V37L121 35V33H119V36H118V37H121V39L125 40L124 38H125L126 36L129 37L128 34H129L133 29H135V31H136V28H134L133 25L135 26V24H136L137 27H138L139 25L141 26L143 23H144V25L146 24V22H142V24H140V20H139V22L137 21L139 18L137 17V15H136L137 13H135V12H137V9H136V8H140V7H138V6L136 5V8H135V6H134L135 3L132 4V5L134 6V7H132V8L135 9V10L133 11V12L135 13V16H136V17H135V16L133 15L135 19H134L132 16H130L131 14H129V11H132V9H131V10L128 9V8L131 6V4H130L131 2L128 4V5H130L129 7H127L128 5H127V6L124 5L126 8L123 7V6H119V5H121V3H120L118 6H116L118 3L115 2V3L113 4V5L115 6V7H114V10L111 11V10H112V7L110 6V7H108V8L111 9V10H108V9H107L108 12H107V10H106V7L103 8V6H101V7L103 8V9H101L100 5H98ZM108 3H109V4H108ZM145 3H144V4H145ZM150 3H147V4H150ZM159 3H161V4L163 5L162 7H163L164 9H163L162 7H161L160 9H158V8L160 7V4H159ZM174 3H175V4L177 3V5L175 6ZM201 3H202V2H200V4H201ZM217 3L219 4V6H218ZM220 3H222V2L220 1ZM0 4H1V3H0ZM10 4H8V5H7V4H4V5H3V3L1 4L2 7H4V8H1V7H0V8H1L0 12L2 11L0 15H2V16L4 15V16H3V17L0 16V24H3V23L5 24V21H7V18H8V20H9V19H11V20L13 19V18H11L12 16L6 18V14L9 13L8 15L10 16V14L12 13L13 10H14V12L16 11V13H17V9H18V8H16L15 6H14L15 9L13 8V10H12L11 7H6V6H9ZM12 4H11V5H12ZM35 4H37V3L35 2ZM53 4H54V3H53ZM60 4L62 5L63 3H60ZM65 4H63V5H65ZM71 4L68 5V8H69V6H70ZM78 4H81V3H78ZM123 4H122V5H123ZM153 4H154V5H153ZM156 4L159 6V7L157 6L158 8H156ZM208 4H209V5H208ZM214 4H216L217 6H216V5H215L216 7H215V6H211V5H214ZM223 4H224V3H223ZM223 4H222V5H223ZM1 5H0V6H1ZM5 5H6V6H5ZM11 5H10V6H11ZM21 5H23V4L21 3ZM82 5L85 6V9L87 8V6H86L85 4L82 3ZM82 5H81V6L79 5V6H80L81 8H83L84 6L82 7ZM152 5H153V6H152ZM170 5H171V6H170ZM173 5H174V6H173ZM178 5H179V6H178ZM225 5H223V6H225ZM246 5H248V6H246ZM32 6H31V7H32ZM34 6H35V5H34ZM34 6H33V7H34ZM36 6H37V5H36ZM53 6H54V5H53ZM53 6H52V7H53ZM168 6H169V7H168ZM190 6H191V7H190ZM210 6H211V7H210ZM223 6H222V7H223ZM236 6H235V8H236ZM12 7H13V5H12ZM19 7H20V6H19ZM56 7H57V6H56ZM61 7H62V6H61ZM65 7H67V6H64V8H65ZM71 7H72V6H71ZM71 7H70V8H71ZM80 7H78V6H77V8L75 7V8H76L75 10L71 8L72 10H74V11H72V10H71V11L74 12V13H76L75 11H76L77 9H78V10L81 9ZM94 7H93V8H94ZM117 7H118V8L120 7V10H119ZM122 7H123V9H124V8L126 9V10H125V11H126L125 14H124V11H122V9H121ZM166 7H167V8H166ZM170 7H171L173 10H170V9H171ZM175 7H176V8H175ZM184 7H185V6H184ZM194 7H193V9H194V11H195V10H196V7H195V8H194ZM203 7H204V8H203ZM208 7H210V8H208ZM217 7H218V9H217ZM230 7H231V8H230ZM5 8H8V9L10 8L9 10H12V11H8V13H5V14H4V11H6ZM23 8H24V7H23ZM23 8H22V10H21V7H20V10H18V11H20V12H21V11L24 12V10H25L26 7L24 8V10H23ZM28 8H30L29 5H28ZM34 8H36V7H34ZM37 8H38V6H37ZM53 8H54V7H53ZM53 8H52V9H53ZM58 8H59V10H60V6H58ZM88 8H92V6L90 7V5H89ZM88 8H87V9H88ZM116 8L119 10V12H121V11L123 12V13L121 12L120 16H119V14H118V10H117ZM130 8H131V7H130ZM155 8L157 9V12H156V13H155V11H156ZM179 8H180V9H179ZM201 8H203V9H201ZM211 8H212V9H211ZM232 8H233V9H232ZM32 9H33V8H32ZM47 9H48V8H47ZM47 9H46V10H47ZM65 9H66V8H65ZM148 9H149V10H148ZM168 9H169L170 11H169ZM174 9H176L177 12H176ZM222 9L224 10V8H222ZM231 9H232V12H231ZM35 10H36V9H35ZM39 10H40V9H38V11H39ZM44 10H45V9H44ZM66 10H67V9H66ZM78 10H77V11H78ZM81 10H82V9H81ZM92 10H93V9H92ZM94 10H95V9H94ZM94 10H93V11H94ZM153 10H154V11H153ZM159 10L161 11V14H162V15H163V13H164V17H165V18H163V16L159 13ZM163 10H164L165 12L168 11V12L171 13V14H169V13H165ZM191 10H192V9H191ZM237 10H238V11H237ZM240 10H242V11H240ZM27 11H28V9L26 10V12H27ZM32 11H33V10H32ZM32 11H31V13H32ZM40 11L42 12L43 10H40ZM49 11H50V8H49ZM53 11H54V10H53ZM68 11H69V9H68ZM68 11L65 12V10H64L65 14L71 12V11H69V12H68ZM82 11H83V10H82ZM89 11H91V9H89ZM95 11H96V10H95ZM115 11H116V12H115ZM150 11H152V12H154L155 14L160 15V16H156V15H155L154 18H153L152 16L154 15V13H152V12H150ZM172 11L176 12V15H175ZM196 11H197V10H196ZM205 11H206V12H205ZM228 11L231 13L230 15H229V12H228ZM251 11H255V12H257V13H255V15H254V12H252V14H250ZM6 12H7V11H6ZM10 12H11V13H10ZM14 12H13L12 14H16V13H14ZM20 12H18V13H20ZM22 12H21V13H22ZM35 12L37 13V11H35ZM41 12H40V14H41ZM50 12L52 13V10H51ZM55 12H57V11L55 10ZM55 12H54L53 14L50 13V16H51V15H53V16L57 15ZM60 12H61V11H60ZM72 12H71V13H72ZM86 12H87V11H85V13H86ZM112 12H113L114 14L116 13V14H115L116 16L118 15L117 18H113L114 14L111 15ZM133 12H130V13H133ZM149 12L152 14V16H151V14H150ZM190 12H191V11H190ZM226 12H228V14H227ZM237 12H238V13H237ZM239 12H241V13H239ZM242 12H244V13H242ZM246 12H249V13H246ZM2 13H3V14H2ZM44 13H45V12H44ZM57 13H58V12H57ZM77 13H80V14H74V15H80L79 18H81V19H82V16H83V15H84L85 18H87V17H89V15H91V17H92V19H93L92 14H89V13H92V12H89L88 14H83V13L81 14V12L78 11ZM158 13H159V14H158ZM172 13H173V15H172ZM191 13H192V12H191ZM194 13H195V12H194ZM235 13L238 14V15L241 14V15H240V19L242 18V16H243V18L240 20L239 17H237L238 15L236 16ZM26 14H27V15L30 14L29 11H28V13H26ZM26 14H25V15H26ZM37 14H39V13H37ZM37 14H36L35 17H34V13H33V18H34V19L37 17ZM40 14H39V15H40ZM46 14H47V13H46ZM46 14H45V15H46ZM48 14H49V13H48ZM48 14H47V15H48ZM60 14H61V16H60L59 14H58V16H60V17L64 16V15H63V10H62V13H60ZM94 14H95V13H94ZM97 14H99V13H97ZM126 14L129 15V16H127ZM168 14H169V16H168ZM180 14H181V13H180ZM244 14H245L247 17H245ZM248 14H250V15L248 16ZM8 15H7V16H8ZM18 15H19V14H18ZM30 15H31V14H30ZM43 15H44V14H43ZM45 15H44V16H45ZM68 15H69V14H67V16H68ZM81 15H82V16H81ZM85 15H88V16L86 17ZM99 15H100V14H99ZM121 15H126V16H125V18H121V17H122ZM165 15H167V16H165ZM188 15H189V13H188ZM202 15H203V14H202ZM13 16H14V15H13ZM16 16H17V15H16ZM16 16H15L14 18H16ZM19 16H20V15H19ZM22 16H24V15H22ZM31 16H32V15H31ZM31 16H29V17H31ZM58 16H57V18H58ZM69 16H70V15H69ZM69 16H68V18H69V20H70L71 18H70ZM71 16H73V15L71 14ZM147 16H148V17H147ZM215 16H214V17H215ZM234 16H235L236 18H235ZM48 17H49V16H48ZM65 17H66V15H65ZM73 17H74V16H73ZM84 17H83V18H84ZM98 17H99V16H98ZM126 17H127V18H126ZM129 17H130V19H129ZM131 17H132L134 20H136V19L138 18V19L136 20L137 23L134 21L133 23H135V24H133V23H132L133 19H131ZM149 17H151V18H150L151 21H149ZM161 17H162V18H161ZM171 17H170V18H171ZM187 17H188V18H187ZM199 17H200V18H199ZM204 17H205V16H204ZM214 17H213V18H214ZM233 17H234V18H233ZM248 17H251V18H248ZM18 18H19V17H18ZM25 18L27 19L28 17H25ZM25 18H24L25 21H22V23H23V22H26V19H25ZM33 18L31 19L32 21L34 20ZM43 18L46 19L47 16H46V17H43ZM43 18H42V19H43ZM62 18H63V17H62ZM62 18H61V22H63V24H65V23H64L65 21H63ZM66 18H67V17H66ZM66 18H65V19H66ZM68 18H67V20H68ZM85 18H84V19H85ZM119 18H120V19H119ZM142 18H143V19H142ZM146 18H147V19H146ZM152 18H153V19H152ZM160 18H161V19H160ZM166 18H167V19H166ZM197 18H199V19H198V22H199V23L196 21ZM211 18H212V17H211ZM225 18H226L227 20H226ZM232 18H233V19H232ZM237 18H238V19H237ZM245 18H248V19H252V18L254 19V18H255V19H254L253 21L251 20V22H249L250 20H247V19L244 20ZM261 18H260V20H261ZM5 19H6V20H5ZM16 19H17V18H16ZM20 19L22 20L23 18H20ZM40 19H41V18H40ZM42 19H41V20H42ZM47 19H49V18H47ZM51 19H52V17H51ZM63 19H64V18H63ZM72 19H73V18H72ZM74 19L78 20V18H74ZM87 19H88V18H87ZM87 19H86V21H87ZM92 19H91V20H92ZM118 19H119V20H118ZM123 19L126 20V22H124V23H126V24H125V25L123 24L124 26L121 25V24H122V21H120V20H123ZM154 19H156V20H154ZM165 19H166V21L169 22L170 24L166 23V22H165ZM177 19H178V18H177ZM177 19H176V20H177ZM202 19L204 20L203 17H202ZM209 19H210V18H207V17H206V21L208 22L207 27L210 25L209 23L212 22V21H210ZM229 19H230V20H229ZM231 19H232L233 21H232ZM236 19H237V20H236ZM3 20H4V21H3ZM14 20H15V19H14ZM14 20H13V21H14ZM53 20H54V18H53L51 21H53ZM56 20H57V19H56ZM67 20H66V21H67ZM76 20H74V21H75L74 24H76ZM89 20H90V19H89ZM89 20H88V21H89ZM152 20H154L155 23L152 22ZM158 20H159V22H162V21L164 20V22H162V23H164V24L162 25V27H163V26L166 27V30L163 29V28L160 27V26L158 27V25H159V24L157 25ZM184 20H183V19L181 20V24H179V26H182V24H183L182 22H183ZM191 20H192V21H191ZM194 20H195V21H194ZM203 20H202V21H203ZM208 20H209V21H208ZM211 20H213V19H211ZM13 21H10V20H9V22H13ZM28 21L30 22V18L28 19ZM37 21H40V20L37 18ZM46 21H48V20H46ZM71 21L74 22L73 20H70V25H71ZM78 21H79V20H78ZM84 21H85V20H84ZM88 21H87V22H88ZM93 21H95V18H94L92 21H89V22H90V23L92 22V24H93ZM127 21H128V22L131 21V23L128 24ZM156 21H157V22H156ZM179 21H180V20H178V22H179ZM204 21H205V20H204ZM204 21H203V22H204ZM213 21H214V20H213ZM222 21H223V22H222ZM242 21H245L246 24H245L244 22H242ZM247 21H248V22H247ZM14 22H15V21H14ZM14 22H13V24L10 23V25H9V24L5 25V26L8 27V29H5V28H6L5 26L0 25V26H3V27H4V30H2L3 32L0 30V31H1V33H0V37H1V38H0V39H1L0 44H1V43H2V44L4 43V42H3V40L5 39V37H3L4 35H5L6 37H7V36H8V37H9V36H10V37H13V39H12L13 42H17V41L20 39V38H17V35H13L14 33H13V34L11 33V31L14 32V30L18 29V26H16V24L18 23V20L16 21L17 23L15 22L16 24H15ZM34 22H35V21H34ZM43 22H44V19H43ZM59 22H60V18H59ZM59 22H58V23H59ZM87 22H86V23L84 22V23H85V25H84L85 27H87V25H88V26L91 25V24H89V22H88V23H87ZM114 22L119 26V28H118L119 30L117 29V26L115 27L116 24H114ZM151 22H152V23H151ZM176 22H177V21H176ZM194 22H195L196 24H195ZM207 22H206V24H207ZM215 22H216V21H215ZM254 22H255V23H254ZM7 23H8V22H7ZM37 23L39 24V23H41V22H37ZM44 23H46V25H48L49 27H50L51 25H54V23H52L51 25H50L48 22H44ZM58 23H57V24H58ZM80 23L82 24L81 20H80L79 24H80ZM98 23H99V22H98ZM118 23H119V24H118ZM165 23L167 24V26H166ZM179 23H180V22H179ZM184 23H185V22H184ZM212 23H213V22H212ZM11 24H12V25H11ZM19 24H21V23H19ZM23 24H24V23H23ZM31 24H32V23H31ZM38 24H37V25H38ZM57 24H56V25H57ZM59 24H60V23H59ZM81 24H80V25H81ZM86 24H87V25H86ZM112 24H113V25H112ZM130 24H133V25L131 26ZM154 24H155V26H156L157 28L154 26ZM175 24H176V23H175ZM199 24H200V25H199ZM232 24H233V23H232ZM26 25H28V24H26ZM34 25H36V23H35V24L33 23V25H28V28L25 27L24 30H25L26 28H27V29H29V28H30V29L34 28V27H35ZM37 25H36V26H37ZM42 25H44V24H42ZM46 25H45V26H46ZM72 25H73V23H72ZM77 25H78V24H77ZM77 25H75V26L73 25L72 28L74 29ZM82 25H83V24H82ZM127 25H128V27H126ZM129 25L132 27V30H129L130 32H129V31L126 32L125 30H123L124 27H125L126 30H127V29L130 27ZM151 25H153V27H152ZM177 25H178V24H177ZM184 25H185V24H184ZM186 25H187V22H186ZM198 25H199V26H198ZM10 26H11V27H10ZM22 26H24V25H22ZM31 26H34V27H31ZM45 26H44V28H47V31H48V26H47V27H45ZM84 26H83V27H84ZM113 26L115 27V29L113 28ZM140 26H139V27H140ZM197 26H198V27H197ZM227 26H228V27H227ZM9 27H10V28H9ZM40 27H41V26H40ZM40 27H39V28H40ZM52 27H53V26H52ZM57 27H58V29H59V26H57ZM61 27H62V25H61ZM78 27H79V25H78ZM81 27H82V26H80V28H81ZM89 27H90V26H89ZM100 27H101L102 29H99ZM131 27H130V28H131ZM135 27H136V26H135ZM139 27H138V28H139ZM184 27L186 28V26H184ZM184 27H182V28H184ZM217 27H219V28H217ZM223 27H222V28H223ZM12 28H13V29H12ZM19 28H20V30H19V32L16 33V34H20V33L23 34L24 31L21 30V29H23V27L21 28V25H20ZM39 28L36 27V29H38L37 31H41V30H42V29L40 30ZM44 28H43V30H44ZM50 28H51V27H50ZM50 28H49V30H50ZM55 28H56V27L54 26V30H55ZM63 28H64V25H63V27H62L61 30H63ZM80 28H79V29H80ZM122 28H123V29H122ZM130 28H129V29H130ZM152 28H154V29H152ZM167 28H169V29H171V30H169V29L167 30ZM236 28H237V27H236ZM236 28H235V29H236ZM252 28H253V27H252ZM0 29H1V27H0ZM34 29H35V28H34ZM58 29H56V30L60 32L61 30H58ZM79 29H78V30H79ZM84 29H85V28H82V29H81L82 32H83ZM95 29H93V30H95ZM107 29H108V31H107ZM120 29H121V30H120ZM155 29H156V30H157V29H160L161 31H160V30H159V31H158V30L156 31ZM162 29H163V30H162ZM196 29H195V30H196ZM208 29H207V30H208ZM229 29H228V30H229ZM232 29H233V28H232ZM235 29L233 30L234 32L236 31ZM51 30L54 31L53 29H51ZM76 30H77V29H76ZM76 30H75V32H76ZM93 30H92V34H93V32H95V31H93ZM109 30L112 32V34H110L111 32H109ZM148 30H149V29H148ZM154 30H155V31H154ZM172 30H174V31H172ZM183 30H184V31H183ZM193 30H194V29H193ZM216 30H218V31H216ZM228 30H227L226 32H228ZM230 30H231V29H230ZM230 30H229V31H230ZM261 30H262V31H261ZM27 31H29V30H27ZM47 31H45V33H47L48 36L50 35L51 38H53L52 35L49 34ZM63 31H64V30H63ZM63 31L60 32V33H62V34L56 32V31H55V32L58 33V34H60V35H65V34H63ZM71 31L73 32L72 29H71ZM71 31H70V32H71ZM122 31H124L125 33L122 32ZM135 31H134V30L132 31V32H133V35L131 36L132 39H133L134 34H135V35L137 34V33H134ZM181 31H182V35H183V33H184V36H181V37H180V35H181V34H180ZM201 31H202V32H201ZM203 31H204V34H203ZM214 31L217 32V33H214ZM221 31H222V32H221ZM233 31H232V32H233ZM9 32H10L12 35H8ZM15 32H16V31H15ZM25 32H26V30H25ZM25 32H24V33H25ZM30 32H32V31L30 30ZM30 32H29V33H30ZM33 32H34V30H33ZM42 32H43V31H42ZM42 32H41V34H42ZM49 32H50V31H49ZM75 32H73V33H71V34L69 33V35H68V36L70 37V38H69V39H70V43H71V41H72V40H71V35L75 34ZM77 32H78V31H77ZM77 32H76V33H77ZM79 32H80V31H79ZM82 32H80V33H82ZM96 32H97V31H96ZM113 32H114V33H113ZM116 32H117V33H116ZM128 32H129V33H128ZM132 32L130 33V35L132 34ZM147 32H148V31H147ZM158 32H159V33H158ZM172 32H174V33H172ZM175 32H176V34L179 32V33L177 34V36H175V35H176ZM186 32H187V33H186ZM195 32H198V33L195 34ZM207 32H208V31H207ZM209 32H208V33H209ZM234 32H233V33H234ZM237 32H238V30H237ZM237 32H236V33H237ZM29 33H28V34H29ZM34 33H35V32H34ZM39 33H40V32H38V34H37V33H35V34H37V36H39V35H40ZM51 33H52V32H51ZM53 33H54V32H53ZM80 33H79V38L81 37V36H80ZM97 33H99V32H97ZM100 33H99V34H100ZM106 33H105V34H106ZM156 33H157L158 35H157ZM200 33H201V34H200ZM213 33H214V34H213ZM220 33H221V34H220ZM230 33H231V32H230ZM22 34H21L19 37H22ZM35 34H34V38H35ZM43 34H44V32H43ZM43 34H42V36H43ZM58 34L55 35V37L58 36L57 39H58V38H59V39H63V38L65 39L66 36H64V37H63V36H62V37L60 36V37H59ZM83 34H84V32H83ZM83 34H82V38H81V39H83V41L87 40V41L89 42V41L91 40V38H87V37H92V36H93V35H90V34H89V35H87V37H86V36H83ZM94 34H95V33H94ZM140 34H141V35H140ZM179 34H180V35H179ZM185 34H187L188 36H187V35L185 36ZM199 34H200V35H199ZM202 34H203L204 36H203ZM218 34H219L220 36H219ZM226 34H227V33H226ZM243 34H244V33H243ZM30 35H31V33H30ZM44 35H45V34H44ZM53 35H54V34H53ZM75 35L78 36V33L75 34ZM75 35H74V36H75ZM100 35H101V34H100ZM106 35H107V34H106ZM111 35H112V36H111ZM172 35H174V36H172ZM178 35H179V36H178ZM198 35H199V38H200V36H202L203 38H200V39H199V38H198ZM232 35L235 36L234 34H232ZM237 35H238V34H237ZM237 35H236V37H237ZM245 35H246V34H244V36H245ZM23 36H24V35H23ZM25 36L28 38L27 33H25ZM37 36H36V37H37ZM48 36H47V37H48ZM50 36L48 37V39H47V38H46V39L49 40ZM68 36H67V37H68ZM168 36H171V37L167 40V41H168V42H167L166 39H167ZM227 36H229V34H227ZM246 36H247V35H246ZM246 36H245V37H246ZM8 37H7V39H8ZM14 37H15V38H14ZM75 37H76V36H75ZM83 37H86V39L83 38ZM110 37H111L112 39L108 41L107 39L110 38ZM176 37H178V40H182V42L177 40V42H179V43L181 42V44H178V43L176 42V39H177ZM179 37H180V39H179ZM182 37H184V38H182ZM185 37H186V38H185ZM187 37H188V38H187ZM196 37H197V38H196ZM221 37H222V36H221ZM247 37H248V36H247ZM2 38H3V39H2ZM23 38H24V37H23ZM23 38H22V40L27 39V38H24V39H23ZM29 38H30V36H29ZM29 38H28V39H29ZM39 38H40V37H39ZM51 38H50V39H51ZM79 38H78V40H81V39H79ZM93 38H95V36H94ZM104 38H105V37H104ZM136 38H134V39H136ZM141 38H142V37H141ZM218 38H219V39H218ZM30 39H31V38H30ZM35 39H36V38H35ZM46 39H45V40H46ZM57 39L54 38V40H52V41L55 42V40H56V42H57ZM69 39H68V40H69ZM72 39H74V38H72ZM84 39H85V40H84ZM88 39H90V40H88ZM121 39L119 38L117 41L120 42ZM134 39H133V41H134L135 44H136L137 41L134 40ZM195 39H196V40H195ZM205 39H207V38H205ZM205 39H203V40H205ZM211 39H210V40H211ZM215 39H214V40H215ZM244 39H245V38H244ZM249 39H250V38H249ZM5 40H6V39H5ZM10 40H11V39H10ZM20 40H21V39H20ZM32 40H33V39H32ZM42 40H43V39H42ZM42 40L40 39V40L38 41V39H37L38 42H40V41H41V42L45 41V40H43V41H42ZM47 40H46V41H47ZM78 40H77V38H76V40H74V41H78ZM129 40H130V38H129ZM190 40H191V41H190ZM193 40H194V41H193ZM28 41H29V40H27V42H28ZM37 41H36V42H37ZM60 41H61V40H58V43H59ZM62 41L65 42V40H62ZM62 41H61V43L63 44ZM117 41H116V42H117ZM144 41H146V40H144ZM165 41H166V44H165ZM195 41H196V42L198 41V43H197L198 46H197V47H196V43H195ZM6 42H7V41H5V43H6ZM18 42H20V41H18ZM33 42H34V40H33ZM33 42H32V41H31L30 43L28 42V43L30 44V47H31L30 51H29V49H28V53H29V55H30V54L32 55V54H33L32 52H34V50H35V49L33 48V47H34V46H33ZM36 42H35V43H36ZM38 42H37V43H38ZM41 42H40V43H41ZM49 42H50V41H49ZM56 42H55L54 44L57 45ZM66 42H67V39H66ZM66 42H65V45L68 44V42H67V43H66ZM91 42H92V40H91ZM91 42L89 43V45H91ZM96 42H97V41H96ZM116 42H115V43H116ZM119 42L116 43V44H118V46H119L120 44L123 43V42H122V43L119 44ZM124 42H125V41H124ZM183 42H186V43H183ZM191 42H194V43L192 44ZM199 42H202V43H199ZM215 42H216V43H215ZM7 43H9V41H8ZM37 43H36V44H37ZM40 43H39V45H40ZM44 43H46V42H44ZM44 43H43V44H44ZM50 43H52V42H50ZM73 43H74V42H73ZM82 43H83V46H85V45H84V42H82ZM85 43H86V46H85V49H86V47H87V42H85ZM103 43H104V44H103ZM113 43H114V42H113ZM128 43H129V48H132V47H130V45L133 46V47L135 46L133 43H131V41H130V42L127 41V44H128ZM144 43H145V44H144ZM147 43H148V42H147ZM212 43H215L216 46H215L214 44H213V46H215V47L211 46ZM9 44H10V43H9ZM11 44H12V43H11ZM15 44H16V43H15ZM22 44H23V42H21V45H22ZM25 44H27V43L25 42ZM31 44H32V45H31ZM36 44H35V46H36ZM41 44H42V43H41ZM47 44H48V47H49V45H50L49 43H46V45L44 44V46L47 47ZM75 44H76V43H75ZM92 44H93V42H92ZM111 44H112V43H111ZM111 44L108 43V46L111 45ZM127 44L125 43V46H126V47L128 46ZM143 44H144V45H143ZM176 44H177V46L174 47V45H176ZM199 44H200V45H199ZM221 44H222V45H221ZM5 45H6V44L1 45L0 49L3 50V48H6ZM18 45H20V44L18 43V44L16 45V47H17ZM21 45L19 46L20 48H21L24 44H23L22 46H21ZM37 45H38V44H37ZM56 45H52V46L54 47V49L51 47V45H50V47H51L53 50L56 49V51H57V48H55ZM58 45H59V44H58ZM63 45H64V44H63ZM63 45H62V46H63ZM68 45H69V44H68ZM68 45H67L66 47H65V46H64V47L67 49V48H68ZM80 45H81V44H80ZM80 45H79V48H80V49H83V48L80 47ZM96 45H98V44L95 43V46H96ZM113 45H114V44H113ZM171 45H173L172 47H174L175 50L172 51V49H170V46H171ZM182 45H184V46L182 47ZM193 45H194V46H193ZM208 45H209L210 47H208ZM2 46H3V47H2ZM4 46H5V47H4ZM7 46H8V44H7ZM12 46H13V44H12ZM14 46H15V45H14ZM24 46H25V45H24ZM62 46H61V47H62ZM70 46L73 47V44H72V45L70 44ZM70 46H69V47H70ZM81 46H82V45H81ZM83 46H82V47H83ZM91 46H92V45H91ZM93 46H94V45H93ZM93 46H92V48H93ZM115 46H116V47H115ZM115 46H114V48L117 49V45H115ZM125 46H122V47H125ZM139 46H138L137 48H140ZM9 47H10V45H9ZM16 47H15V48H16ZM26 47H29V46H26ZM40 47H42V46L40 45L38 48L40 49ZM57 47H58V52H59V55H60V56L58 55V56L60 57V59L57 58V60H58V61H59V60L61 61V58H63V59H68V58L61 57V55L64 56L65 53L68 51L69 48L67 49V51H66L64 54H62V52H64V51L62 50L64 47H63L62 49H60L62 52L59 51L60 46H57ZM76 47L78 48V45H77V46H74L72 49L77 51V49H75ZM98 47H99V46H98ZM109 47H110V46H109ZM122 47H121V45H120V46L118 47V49H119V50L122 49L123 51L126 50V48L123 49ZM135 47H136V46H135ZM198 47H199V48H198ZM203 47H205V48H203ZM35 48H37V46H36ZM42 48H43V47H42ZM42 48H41V49H42ZM44 48H45V47H44ZM89 48H90V47H89ZM111 48H113V46H112ZM114 48H113V51L115 50ZM174 48H173V49H174ZM176 48H177V49H176ZM208 48H210V49H208ZM212 48H213L214 51L212 50ZM7 49H8V48H7ZM9 49H10V48H9ZM11 49H12V48H11ZM11 49H10V50H11ZM33 49H34V50H33ZM46 49H47V48H46ZM46 49H45V50H46ZM80 49H79V51H77V52H82ZM85 49H84V51H86ZM96 49H97V46H96L95 50L92 49V50H90V51L93 52V51H96ZM108 49H109V48H108ZM118 49H117V50H118ZM127 49H128V48H127ZM132 49H133V48H132ZM142 49H143V48H142ZM144 49H143V50H144ZM198 49H199V50H198ZM202 49H204L205 52H204V50H203V52H202L201 55H200V54H199V53H200L199 51H202ZM206 49H207V51H206ZM228 49H229V48H228ZM12 50H13V49H12ZM14 50H15V49H14ZM16 50H17V56H18V55H19L18 53L21 52V49L17 48ZM22 50H23V49H22ZM31 50H33V51L31 52ZM45 50L43 49L42 51H45ZM53 50H51V51H53ZM73 50L71 51V48H70V50L68 51V53L70 54V56H71L72 54H75V55H76V53H72V54L70 53V51L73 52ZM88 50H89V49L87 48V51H88ZM97 50H99V49H97ZM105 50H106V49H105ZM122 50L120 51L121 54H120V53H118V54L122 55V54H125L126 51H127V50H126L125 53H122V52H123ZM129 50H130V49H129ZM133 50H134V49H133ZM169 50H170V51H169ZM196 50H198V51L196 52ZM0 51H1V50H0ZM19 51H20V52H19ZM23 51L26 52V48H25V50H23ZM36 51H37V50H36ZM36 51H35V52H36ZM84 51H83V52H84ZM87 51H86V53H87ZM90 51H89V54L87 53V54L89 55V58L93 55V56H94V57H93L94 60H93L92 58H90V59H92V60H93L94 62H96L97 64L94 63L95 65H93V63L90 62V59H89L88 57L86 58V59H88V60L85 61L86 63H85L84 61H83V62H84L86 65H88V67H89L90 65L87 64V62H90V63L94 66V68H97V69H98V68L100 67V68L97 70V71L99 72V70L101 69V66H100V65H101V62H100V64L98 65V62H97V61H99L101 58L103 59V56L105 57V55H104L105 53H101V52L99 53V51H97V52L99 53V54L97 53V56L100 55V54L103 55V56L100 55V58L98 57V60H95V59H96V57H95L96 53L93 52V54L91 53V54H92V55H91V54H90ZM106 51H107V50H106ZM106 51H105V52H106ZM110 51H111V50H110ZM113 51H112V52H113ZM136 51H139V52H140V50H138V49H137ZM136 51H134V52L136 53ZM146 51H147V52H146ZM210 51H211V52H210ZM4 52H5V51L3 50V53H4ZM25 52H24V54H25L24 56H26V53H27V52H26V53H25ZM46 52L48 53V51H46ZM46 52H45V54H43V55H46ZM49 52H50V50H49ZM58 52H55V53H58ZM108 52H109V51H107V53H108ZM143 52H144L145 54H144ZM198 52H199V53H198ZM207 52H208V54L210 53V55H208ZM216 52H217V53H216ZM1 53H2V51H1ZM3 53H2V54H3ZM7 53L13 54L14 52H13V53H11V52H7ZM22 53H23V52H22ZM39 53L41 54V50H39ZM50 53H54V51H53V52H50ZM60 53H61V54H60ZM84 53H85V52H84ZM94 53H95V54H94ZM114 53H116V52L114 51ZM114 53H113V54H114ZM127 53H128V52H127ZM211 53L214 54L213 56H214L215 59H212L213 56H211V55H212ZM219 53H220V52H219ZM15 54H16V52H15ZM34 54H35V53H34ZM36 54H37V52H36ZM40 54H38V55H40ZM78 54H79L78 57H80V54L82 55V53H78ZM87 54H86V55H87ZM111 54H112V53L109 54V57H112V56H110ZM136 54H137V53H136ZM136 54H135V55H136ZM194 54H195V55H194ZM203 54H204V57H203ZM8 55H9V54H8ZM8 55H4V58H5V59L3 58V56H1L3 60L0 59L1 61H3V62H2L3 64L1 63V65H0V66H1V67H0V73H1V74H0V77H1L2 79H3V78L5 79L6 72L8 71L7 68L5 69V70H7L6 72H5V70H3L2 68L5 66V64H7V62H8V63L11 62V60H12L11 58H13V63L11 62L12 64H18V63H17L18 61L15 60V57H13V55H12L11 57L8 56ZM20 55H22L21 57H23V54L20 53ZM20 55H19V56H20ZM31 55H30V57H31ZM38 55H36V56L38 57ZM56 55H57V54H55V56H56ZM75 55H74V57H76ZM90 55H91V56H90ZM106 55H107V54H106ZM115 55H117V53H116ZM115 55H113V56L115 57ZM139 55H138V56H139ZM141 55H142V56H141ZM197 55H198V57H197ZM17 56H16V58H17ZM49 56H50V54H49ZM49 56L47 55V58H48ZM68 56H69V55H68ZM68 56H65V57H68ZM72 56H73V55H72ZM107 56H108V55H107ZM107 56H106V58H107ZM136 56H137V55H136ZM138 56H137V57H138ZM186 56H187V58H186ZM189 56H190V57H189ZM195 56H196V57H195ZM200 56H201V58H203V59H204V58H205V59L207 58L208 61L205 60V59H204V60H203V59H198V58H200ZM206 56H207V57H206ZM208 56H209V57H208ZM21 57H20V58H21ZM27 57H29V56L27 55L26 58H27ZM39 57H40V56H39ZM43 57H44V56H43ZM43 57H42V58H43ZM45 57H46V56H45ZM53 57H54V55H53ZM56 57H57V56H56ZM78 57H76V58H78ZM84 57H85V55H84ZM117 57H120V56H119V55L116 56V58H114V59H115L114 61L111 60L112 58H110V60H111L112 62H114V63H112L114 66H112L111 64L108 65L109 62H110V61L108 62L109 58H108L107 60H106V58H105V60H106V62H107V63H106L107 66H110L109 68H111V66H112V70H113V71H112V74H113V72H116V71H114L115 68L113 69V67H115V61H116V63L118 64V60H116V59H118ZM143 57H144V58H143ZM210 57H212V58H210ZM24 58H25V57H24ZM32 58H34L33 55H32ZM47 58H46L45 61L48 62V60H49V62H48V64H47V62H46V64H47L46 68L50 67V66H48L49 64H54V62H53V63L50 62V61H51V60H50L51 57H50L48 60H47ZM70 58H71V57H70ZM76 58L74 59L75 61L77 60L76 63L74 62L75 65L78 63V59H80L81 57L78 58V59H76ZM125 58H129V57H125ZM196 58H197V59H196ZM208 58H210V60H213V62H212V61L210 62V60H209ZM17 59H19V58H17ZM21 59H22V58H21ZM21 59H20V60H21ZM37 59H38V61L40 60L39 58H37ZM44 59H45V58H44ZM52 59H53V58H52ZM55 59H56V58H54L53 61H54ZM71 59H72V58H71ZM102 59H101V60H102ZM130 59H131V58H130ZM135 59H136V58H135ZM145 59H146V60H145ZM195 59H196V60H195ZM24 60H25V59H24ZM27 60H28V58H27ZM27 60H25V61H27ZM30 60H34V59H30ZM42 60H43V59H41V61H42ZM72 60H73V59H72ZM74 60H73V61H74ZM81 60H82V59H81ZM92 60H91V61H92ZM101 60H100V61H101ZM105 60L103 59L102 61L104 62ZM119 60H120V58H119ZM144 60L147 62V65L145 64L146 62H145ZM197 60H198V61H197ZM201 60H202V61H201ZM14 61H17V62L15 63ZM22 61H23V59H22ZM25 61H23V62H25ZM38 61H37V62H38ZM41 61L39 62V65H40ZM43 61H44V60H43ZM43 61H42V62H43ZM55 61H56V60H55ZM69 61H70V60H69ZM73 61H72V62H73ZM129 61H130V60H129ZM129 61H128V62L126 61V62L128 63V65H129ZM140 61H139V63H141ZM206 61H207V64L205 63ZM19 62H20V61H19ZM28 62H29V61H28ZM37 62H36V63H37ZM56 62H57V61H56ZM65 62H67V61L64 60V62L62 61V63H61V62H60V63L64 65ZM72 62H70V63H71L72 65H74ZM81 62H82V61H81ZM83 62H82V63H83ZM103 62H102V63H103ZM121 62H122V61H121ZM209 62H210V64H212V65H210ZM11 63H9V66H10ZM25 63H27V62H25ZM31 63H32V61H31ZM34 63H35V61H34ZM36 63H35V64H36ZM58 63H59V62H58ZM60 63H59L58 65H60ZM79 63H80V62H79ZM79 63H78L77 65H79ZM137 63H138V62H137ZM153 63H154V64H153ZM191 63H192L193 65H192ZM201 63H202V64H201ZM37 64H38V63H37ZM71 64H70V65H71ZM80 64H81V63H80ZM85 64H84V65H85ZM130 64L134 65L133 63H130ZM135 64H136V63H135ZM148 64H149V65H148ZM150 64H151V65H150ZM160 64L162 65V71H163L164 73L160 71V68H161V67H159V66H161ZM189 64H190V65H189ZM199 64H201V65H199ZM7 65H8V64H7ZM19 65H20V64H19ZM22 65H23V66H28L29 63H28V65H25V64L23 63V64H21L20 66H22ZM39 65H38V68L40 67ZM43 65H45V64H43ZM43 65H41V67H42ZM56 65H57V63L54 64V66H56ZM58 65H57V67L60 68V66H58ZM72 65H71V66H72ZM97 65H98L99 67H98ZM102 65H103V64H102ZM121 65H122V64H121ZM132 65H130L131 68L133 67ZM153 65H154V66H153ZM12 66H13V68H11V69H14V65H12ZM51 66H52V65H51ZM95 66H96V67H95ZM103 66H104V65H103ZM135 66H136V65H135ZM151 66H153V67L151 68ZM187 66H188V67H187ZM189 66H190V67H189ZM191 66H192V67H191ZM197 66H198L199 68H197ZM200 66H201V67H200ZM210 66H211V68H210ZM6 67H7V66H6ZM17 67H18V66H16V68H17ZM41 67H40V68H41ZM63 67H64V66H63ZM63 67H62V65H61V68H62L61 70L64 69ZM66 67H67V66H65V68H66ZM69 67H70V66H69ZM69 67H67V68H69ZM77 67H78V66H77ZM77 67H76V68H73V69L75 70V69H77ZM82 67H83V64L80 65V68H82ZM104 67H105V66H104ZM186 67H187V68H186ZM214 67H215V66H214ZM8 68H9V67H8ZM21 68H22V67H21ZM26 68H27V67H26ZM26 68H23V69L26 70ZM33 68H34V65H33ZM33 68H32V69H33ZM35 68L38 69L37 67H35ZM40 68H39V69H40ZM44 68H45V67H44ZM46 68H45V69H46ZM70 68H71V67H70ZM80 68H79V69H80ZM84 68H86V67L84 66ZM84 68H83V69H80V70H82L83 73H84L83 70H85ZM91 68H92V66H91ZM94 68H92V69H94ZM107 68H108V67H107ZM109 68H108V69H109ZM118 68H121V67L119 66ZM118 68H117V69H118ZM131 68H130V69H131ZM184 68H185V70H184ZM188 68H189V70H188ZM192 68H193V69H192ZM204 68H203V69H204ZM260 68H264V66H261ZM23 69H22V70H23ZM27 69H28V68H27ZM30 69H31V66H30ZM32 69H31L30 72H34V71H35V70L33 71ZM39 69H38V70H39ZM73 69L71 70L72 72H73ZM86 69H87V68H86ZM92 69H90V71H89V69H88L89 73H90V72L92 73L91 76H94V77H92V80L89 79V74H88V73H87V74H88V77H86V75H85L86 79H88L89 82H90V86H89V87H90V88H89L90 91H89V89H87L88 92H91V89H92L91 87L94 88V86H95V89H96V86L99 84L100 80L102 81V84L100 83V84L102 85V87H103V85L108 84L109 82H110V83L112 82V83H113V86H114L115 81L113 82V81H110V80L113 79L112 77H114V75H115V77H116V74H114L113 76L110 74L109 76L111 77V79L108 80L109 78H108V79H105V78H107V77H105V78H103L104 76L102 77V75H103L102 73H103V72H106V70H104L103 72H100L101 75H99V77L101 76L103 79H105L104 81L106 82L105 84H103L104 81H103L102 78H100L99 82H98V80L95 79V78H97V77H96L97 74H96V75H95V73L93 74V72L91 71ZM104 69H105V68H104ZM108 69H107V71H109ZM122 69H123V68H122ZM130 69H129V70H130ZM132 69H133V68H132ZM135 69H137V67H135ZM179 69H182V70H181V71H177V70H179ZM2 70L5 72V74H4V72H3V74H2V72H1ZM9 70H10V68H9ZM14 70H15V69H14ZM19 70H20V69H19ZM40 70H41V69H40ZM49 70H50V69H49ZM52 70H53V69H52ZM55 70H56V69H55ZM61 70H60V71H61ZM80 70H79V71H80ZM123 70H124V69H123ZM125 70L129 72L128 69H125ZM12 71H13V70H10L11 73H12ZM26 71H27V70H26ZM50 71H51V70H50ZM50 71L48 72L47 69H46V78L48 79L49 76H52V79H54V78H55V79H58L57 76L54 77L53 75H51V74H53V73H51ZM57 71H59L58 68H57ZM60 71H59V72H60ZM64 71H65V69H64ZM67 71H70V70H67ZM79 71H78V72H79ZM86 71H87V70H86ZM97 71L94 69V72L97 73ZM100 71H101V70H100ZM110 71H111V70H110ZM110 71H109V72H110ZM117 71H118V73L120 72L119 70H117ZM131 71L133 72V70H131ZM131 71H130L129 73H131ZM182 71H183V72H182ZM185 71H186V72H185ZM13 72H14V71H13ZM17 72H18V70H16L15 73L18 74ZM47 72H48L49 74L51 73L48 77H47V75H48ZM52 72H53V71H52ZM59 72H58V73H59ZM62 72H63V71H62ZM122 72H123V71H122ZM135 72H136V71H135ZM184 72H185V73H184ZM191 72H193V71H191ZM191 72H189L190 77H189V76H188V77H183V79H184V78H187V80H188V78H189V79H190V78L192 79V74H195V73H191ZM195 72H197V71H195ZM199 72H200V73L198 74V78H199V77L202 78V77H201L202 73H201V71H199ZM202 72H203V70H202ZM7 73H8V72H7ZM27 73H28V71L26 72V76H25V77H27V76H28V77H31V76L33 75V74L31 73L32 75L30 76V75H27ZM34 73H35V72H34ZM69 73H70V72H69ZM73 73L76 74L75 71H74ZM80 73H81V72H80ZM80 73H79V74H80ZM83 73H81V74L83 75ZM110 73H111V72H110ZM125 73H126V72H124V74H125ZM138 73H137V74H138ZM173 73H174V74H173ZM177 73H178V74H177ZM207 73H209V72H207ZM8 74H9V73H8ZM13 74H14V73H13ZM16 74L13 75V78H14V76H15ZM29 74H30V73H29ZM54 74H55V71H54ZM60 74H61V77L63 78V80H64L65 78L69 77V75H66V74H64V73H60ZM62 74H63V75H62ZM70 74H72V73H70ZM75 74H74V75H75ZM85 74H86V72H85ZM119 74H120V73H119ZM126 74H127V73H126ZM137 74L134 75L135 77L132 76V75H129L130 77L132 76V77L130 78V79H131L130 82L133 83V84L135 83L134 85H136V87H138L136 90L133 89V88H131V89H132L131 92L134 93V95H137L136 98H132L133 96H131V97L128 96V94H127V93H128L127 88L129 87V86H128L127 88L124 87L125 89H124V91H123L122 93L119 94L120 97H117L118 99L115 98V97H116V96H115L116 94L114 95V99H115L114 102H116V103H119V102H120V103H121V102H124V100L128 98V100H127L125 103L130 102V103H129V106H131L132 104H135V103H137V104L140 103V104L142 105V104H147L148 102H151L152 100H156L157 102H155V103L152 105L153 107H155V106H156V107L152 109L153 111H152V114H151V115L154 116V114H155L156 112L161 113V112H162V108L159 107V105H161V102H160V101H163V100L161 99V97H158L157 95L160 94V93H162V94L166 93L167 96H168L169 93H170V90L167 91V92H165V91H163V90H162V91H161V90H160V91H157V92H156V93H155L150 99H145V97H144V92H143L142 90H144V91L146 90L147 85H148V82H147V79H144V78H146L145 75L142 76V74H141V75H140V74L137 75ZM161 74H162V75H161ZM164 74H165V75H164ZM183 74H184V75H183ZM204 74H206V72L203 73V75H204ZM4 75H5V76H4ZM10 75H11V74H10ZM36 75H37V73H36ZM58 75H59V74H58ZM82 75H80V76H82ZM104 75L107 76L106 73H105ZM121 75H122V74H121ZM199 75H200V76H199ZM208 75H209V74H208ZM208 75H207V76H208ZM2 76H3V77H2ZM70 76H71V75H70ZM77 76H79V75L77 74ZM77 76H75L76 78H74L73 76H71L70 79H72V78L77 79V78H78ZM83 76H84V75H83ZM117 76H118V75H117ZM129 76L127 75V77H129ZM159 76H160V77H159ZM177 76H176V77H173V79L175 78V80H177V82H178L179 80L177 79ZM34 77H35V75H34ZM34 77L32 76L31 79L33 80ZM85 77H82V78H85ZM115 77H114L115 80L118 79V77H119V79H121V78H120V75H119L117 78H115ZM179 77H178V78H179ZM6 78H8V76H6ZM13 78H12V79H13ZM59 78H60V77H59ZM90 78H91V77H90ZM122 78H123V77H122ZM28 79L30 80V78H28ZM34 79H35V78H34ZM50 79H51V78L49 77V81H50ZM55 79H54V80H55ZM70 79H68L67 81L69 82ZM74 79H73V81H75ZM86 79H85V82H87ZM97 79H98V78H97ZM191 79H190V80H191ZM196 79H197V78H196ZM5 80H6V79H5ZM8 80H9V79H8ZM54 80H53V81H54ZM58 80H59V79H58ZM58 80H56V82H57ZM78 80H80V81L78 82ZM90 80H91V81H90ZM106 80L109 81V82L107 83ZM121 80H122V79H121ZM134 80H135V81H134ZM187 80H184V81L187 82V83H189V81H187ZM197 80L200 81V79H197ZM11 81H12V80H11ZM42 81H43V80H42ZM49 81L47 82V85H44L45 82L43 81L44 84H43V82H42V83H41V86H40L38 89H39V90H41V89L43 90L44 88H42V87H43V86H45V87L48 86V85H49L48 83L51 82V81H50V82H49ZM59 81H60V80H59ZM59 81H58V82H59ZM64 81H65V80H64ZM76 81L79 83V86H81V85H80V83H81V81H82L81 77L78 78ZM83 81H84V79H83ZM83 81H82V82H83ZM94 81H95V82H94ZM118 81H119V80H118ZM124 81H125V80H124ZM136 81H137V82H136ZM149 81H150V80H149ZM181 81H182V78H181ZM181 81H180V85L182 86V84H183L182 82H183V81H182V82H181ZM194 81H195V80H194ZM201 81H202V79H201ZM201 81H200V82H201ZM1 82H2V84H3V83H4V80H3V81L1 80L0 83H1ZM12 82H14V79H13ZM12 82L10 83V85H9V81H7V83H5L6 85H2V86H1V84H0V87H1L0 90H1L2 92H6V97H7V93H8V92L11 93L10 95H12V96H10L9 99H5V98H3L4 95L2 94V99H4V100H3V102H4V103H3L4 107L6 106L5 101H6V103H7V101H12V100L14 101V99H16L15 95L17 96V94H18V93H16L18 89H16V91H14V92H10V91H9V90H11V88L13 87V86L11 85ZM30 82L33 83V87H34V83H35V81L32 82V81L30 80ZM60 82H61V81H60ZM68 82H66V84H67ZM71 82H72V81H70V82L68 83V85L72 86V85H71V84H72ZM96 82H98V84L95 85L94 83H96ZM116 82H117V81H116ZM121 82H122V81H121ZM127 82H128V81H127ZM127 82H124V83H126V84H124L125 86L128 84ZM146 82H147V83H146ZM150 82H151V81H150ZM197 82H198V81H197ZM14 83H16V82H14ZM14 83H13V84H14ZM17 83L21 84L20 82H17ZM17 83H16V84H17ZM31 83L29 84V87L33 88L32 86H30V85H32ZM51 83H52V82H51ZM62 83H63V85H60V83H59L60 89H59V87L57 86L58 84H57V85H56V83H55V84L53 83V84H54V86H56L55 88L58 87V88H57V89H59L58 91H61L62 89H64V88L66 87V84H64L65 82L62 81L61 84H62ZM74 83H75V82H74ZM83 83H84V82H83ZM83 83H82V86H83ZM112 83H111V85H112ZM181 83H182V84H181ZM91 84H92L93 86H91ZM116 84H118V83H116ZM116 84H115V85H116ZM174 84H176L175 81H174ZM190 84H192V85H190V86L187 85V86H189V87L184 86L185 84H184L183 86L186 87V89H188L187 91H189V89H191V90H190V93H192L193 95H195L197 91L192 90V88H193L194 86H193V83H192V82H190ZM68 85H67V87H68V90H67V91H69V89H70ZM74 85H76V84H74ZM74 85H73V86H74ZM101 85H100L99 89H101ZM108 85H110V84H108ZM111 85H110L109 87L106 86V88L103 87V88H102L103 90H101V92H100V90H97V91H95V92H98V95H100L99 92L102 93V91H104L105 89H107V87L110 88ZM124 85H123V86H124ZM134 85H133V87H134ZM50 86H51V85H50ZM54 86H51V87L54 88ZM79 86H76L75 88H77V87H79ZM85 86H86V84H85ZM85 86H84V87H85ZM98 86H99V85H98ZM116 86H117V85H116ZM145 86H146V87H145ZM175 86H176V85H175ZM181 86H180V88H181ZM183 86H182V88H183ZM20 87H21V86H20ZM20 87H19V88H20ZM67 87H66V88H67ZM136 87H135V88H136ZM173 87H174V86H172V87H170V88H173ZM48 88H49V86H48ZM79 88H80V87H79ZM81 88H82V87H81ZM85 88H88V85H87V87H85ZM85 88L83 89V91L85 90ZM113 88H114V87H113ZM170 88H169V89H170ZM2 89H3V90H2ZM38 89H37V90H38ZM72 89H74V88H72ZM95 89H94V90H95ZM97 89H98V88H97ZM183 89H184V88H183ZM193 89H196V87H194ZM7 90H8V92H7ZM42 90H41V91H42ZM45 90H46V89H45ZM55 90H56V89H55ZM74 90H75V92H73V90H72L71 92H73V93H77V92H76V89H74ZM77 90H78V89H77ZM94 90L92 89V91H94ZM107 90H109V89H107ZM171 90H172V89H171ZM1 91H0V92H1ZM46 91H47V90H46ZM46 91H45V92H46ZM49 91H50V90H49ZM49 91H48V92H49ZM64 91H66V89H65ZM79 91H81V90L79 89ZM79 91H78V92H79ZM85 91H86V90H85ZM85 91H84L83 93H85ZM109 91H112V92H113L112 87H111V90H109ZM187 91H186V93H187ZM38 92H40V91H38ZM48 92H47V94H49V93L51 94V92H52V93H55L54 89H52L51 92H49V93H48ZM56 92H57V91H56ZM71 92H70V93H71ZM88 92H86V93H88ZM95 92H94V93H95ZM12 93H13V94H12ZM40 93H41V92H40ZM59 93H60V92H58L57 96L55 95V94H56V93H55V94H54L55 97H60V96H58ZM66 93H67V92H66ZM79 93H82V92H79ZM79 93H77L76 95H79ZM94 93H93V94H92V93H88V96L85 95L86 97H85L84 95H82V99H83V96H84L85 100H88V99H86V98H87V97L89 98V95H90V94H91V96H92L90 99L95 98V97H94ZM105 93H106V91H105ZM105 93H103L102 95H104ZM107 93H108V92H107ZM110 93H111V92H109L108 94L110 95ZM113 93H114V92H113ZM113 93H111V95H112ZM0 94H1V93H0ZM41 94H42V93H41ZM41 94H38V95H41ZM43 94H44V93H43ZM43 94H42V95H43ZM68 94H69V93H68ZM156 94H157V95H156ZM13 95H14V96H13ZM60 95H61V93H60ZM70 95H72V94H70ZM70 95L68 96L67 94H65V96H66L65 98H66V99H67L68 97L70 98ZM96 95H97V94H96ZM96 95H95V96H96ZM102 95H100V96H102ZM106 95H107V94H106ZM43 96H44V95H43ZM45 96H46V95H45ZM51 96L53 97L52 94H51ZM74 96H75V95H74ZM79 96H80V95H79ZM79 96H78V97H79ZM104 96H105V95H104ZM154 96H157V97H154ZM63 97H64V96H63V93H62V98H63ZM78 97H75V100H77L76 98H78ZM96 97H98V96H96ZM106 97H107V96H106ZM123 97H124L125 99H124V100H121V99H123ZM168 97H169L170 99H173V98H174L173 96H170V95H169ZM41 98H42V97H41ZM43 98H45V97H43ZM49 98H50V97H49ZM60 98H61V97H60ZM60 98H59V99H60ZM80 98H81V97H79L78 99H80ZM98 98H99V97H98ZM104 98H105V97H104ZM104 98H103V99H104ZM108 98H111V97H108ZM108 98H107L106 100H108ZM112 98H113V97H112ZM0 99H1V95H0ZM47 99H48V98H47ZM51 99H53V98H51ZM54 99H55V98H54ZM54 99H53V102H54V101L56 102V99H57V98H56L55 100H54ZM59 99H58V100H59ZM71 99L74 100V99H73V96L71 97ZM90 99H89V100H90ZM95 99H96V98H95ZM42 100H43V99H42ZM58 100H57V102H58ZM98 100H99V99H97L96 101H98ZM100 100H102V97L100 98ZM106 100H105V101H106ZM109 100H111V99H109ZM109 100H108V101H109ZM35 101L37 102V100H35ZM38 101H40V100L38 99ZM44 101H45V100H43V103H44V105H45V102H44ZM49 101H50V100H49ZM49 101H48V104H50ZM60 101H61V100H60ZM60 101H59V102H60ZM80 101H81V100H80ZM91 101H92V100H91ZM93 101H95V100H93ZM24 102H27V100L24 101ZM40 102H41V101H40ZM46 102H47V101H46ZM55 102H54V103L51 102V103H52L53 105H54V104L58 105V104L55 103ZM66 102H67V101H66ZM68 102H69L68 104L70 105L71 100L68 101ZM72 102H73V101H72ZM87 102L90 103V101H87ZM87 102H86V104H87ZM99 102L101 103V102H103V101H99ZM106 102H107V101H106ZM111 102H112V101H111ZM0 103H2V102L0 101ZM27 103H28V102H27ZM34 103H35V102H34ZM63 103H64V101H63ZM75 103H76V102H75ZM77 103H78V102H77ZM81 103H83V104L86 106L85 101H84V102H81ZM93 103H94V102H91V104H93ZM116 103H115V105H116ZM120 103H119V104H120ZM38 104H39V102H38ZM48 104H47V106H48ZM66 104H67V103H66ZM73 104H74V103H73ZM83 104H82V105H83ZM91 104H89V106H90ZM104 104L106 105L107 103H103L101 106H103ZM119 104H118V105H119ZM1 105H2V104H1ZM8 105H9V104H8ZM27 105H28V104H27ZM27 105H25V106H27ZM39 105H40V104H39ZM42 105H43V104H42ZM42 105H40L39 107H41ZM61 105H62V104H61ZM69 105H65V106H69ZM84 105H83V107H84ZM94 105H95V104H94ZM105 105H104V106H105ZM108 105L111 106V103H109ZM108 105H107V108L110 109V110H107V108L104 107V109H106V111H108V112H106V111L104 112V110H103V111L101 110L103 113L100 112V113H102V115L105 113V114H104V118H105V116H106V117H108L109 115L112 116L111 114L116 113V112L119 110L118 108L115 109V107H116L117 105H116V106L114 105V106H115V107H114L113 104H112L113 108H109L110 106L108 107ZM33 106H34V105H33ZM33 106H32V108L35 109L36 106H35V107H33ZM51 106H52V105H51ZM63 106H64V104L62 105V107H63ZM74 106H76V105H74ZM77 106H79V104H78ZM89 106H88L86 109H84L85 107L82 108L81 106L77 107V109H76V107L73 108V106H70V107H72L73 109H76V110H78L79 108L84 109V110H78V111H77V112H80V113L78 114V117H76V118H75V116L77 115V114H75L76 111H74L73 113L71 112L70 114H71V116H73L76 120H80L81 118L79 119V117H82L83 115L86 116V118H87L88 115H85V114H86L87 111H90V112H91V110H90L91 108H90V107H91L92 105H91L90 107H89ZM98 106H100V104H98ZM101 106H100V107H101ZM161 106H162V105H161ZM0 107H1V106H0ZM4 107L2 106V108H4ZM6 107H7V106H6ZM6 107H5V108H6ZM37 107H38V105H37ZM54 107H57V106H52V109H53V110H54ZM2 108H1V110H4V109H2ZM46 108H47V107H45V108L43 109V111H44V110L46 111ZM57 108H58V107H57ZM59 108H60V107H59ZM63 108H64V107H63ZM63 108L61 109V111H63L64 113H67V111H64V109H66V108H64V109H63ZM89 108H90V109H89ZM41 109H42V108H41ZM41 109H40V110H41ZM48 109L50 110L51 107L48 108ZM48 109H47V111H48ZM67 109H68V108H67ZM70 109H71V108H70ZM70 109H69V111H70ZM88 109H89V110H88ZM93 109L95 110V112H93V111H94V110H93V111H92L93 113H90L89 115L91 116V114H92L91 118H93V114L95 113V117H96V119H95V117H94V119H92V120H93V121H92V122H93L92 124H93L94 126L91 124L92 127H93V128H91V130H90L89 126H87V125H86L87 127L85 126L87 129L89 128V130H90L91 132H92V130H93V133H92L91 138H90L91 140L89 139L90 141H89V140L87 141V139H84L85 134H86V131H88V130L82 131V132H83V133H82V136H83V134H84L83 137L80 135V136H81V139L83 138V140H82L83 145H84V142H85V145H87V146L89 145V147H88L89 150H92V149L94 148V146H92V145H96V144L100 143L99 140H98V138H96V136H98V135H96V133L98 132V130H101L100 128L102 127L100 124L97 125L98 122L100 123V121H98V120H99L98 118H102V117H99L100 114L97 112V110H100V109H102V108H99V109L97 108V109H96V106H95V108H93ZM5 110H7V109H5ZM27 110H29V109L27 108ZM30 110H31V109H30ZM36 110H38V109H35V111H36ZM85 110H87V111H85ZM32 111H34V110H32ZM41 111H42V110H41ZM41 111H40V112H41ZM51 111H52V110H50V112H51ZM54 111H55V110H54ZM54 111H53V113H54ZM58 111L60 112V109H59ZM71 111H73V110H71ZM83 111H84L85 113H84ZM0 112H2V111H0ZM7 112H8V111H7ZM37 112H38V111H37ZM40 112L38 113L40 116L38 117V115H37V118H39V121H40V119H42L41 116H43V115H45V117H46L45 119L48 118V119H47V122H49V121H48L49 118L52 119V116L47 117V116H48V113H50L49 111H48V113L46 112V114H43V113H42L43 115H41ZM63 112H62V113H63ZM44 113H45V112H44ZM55 113H56V111H55ZM68 113H69V112H68ZM68 113H67V114H68ZM88 113H89V112H87V114H88ZM28 114H30V113H28ZM32 114H34V113H31V119H32ZM56 114H57V113H56ZM58 114H61V113H58ZM98 114H99V115H98ZM0 115H5V114L2 113V114H0ZM46 115H47V116H46ZM61 115H62V114H61ZM64 115H65V114H64ZM64 115H63V116H64ZM74 115H75V116H74ZM102 115H101V116H102ZM33 116H34V115H33ZM55 116H56V115H55ZM57 116H58V115H57ZM57 116H56V117H57ZM71 116L67 115V117H69V119H67V117L65 116L66 119L68 120V122L70 121ZM90 116H89V117H90ZM97 116H98V117H97ZM143 116H144V115H143ZM1 117H3V116H1ZM40 117H41V118H40ZM65 117H64V119H65ZM73 117H72V118H73ZM113 117L115 118L116 116H113ZM25 118L30 119V115H29V117L26 115ZM59 118H61V117H58L57 119H59ZM74 118H73V120H74ZM83 118H84V117H83ZM86 118H84V119H86ZM27 119H25V121H23V123L26 122ZM34 119H36V117H34ZM53 119H54V118H53ZM64 119H63V117H62V120L67 122V120H66V119L64 120ZM84 119H82V120H84ZM105 119H106V118H105ZM42 120L44 121V118H43ZM62 120H61V121H62ZM73 120L71 119L70 122H71V123L74 122ZM82 120H80V121H82ZM87 120H89V118H87ZM100 120H101V119H100ZM0 121H1V120H0ZM29 121H30V120H29ZM34 121H36V120H34ZM37 121H38V119H37ZM37 121L34 122V124H35V123H38ZM52 121H54V120H52ZM52 121L50 120L49 123L52 124ZM55 121H57V120H55ZM80 121H79V122H80ZM102 121H103V119L101 120V123H102ZM104 121H105V120H104ZM27 122H28V121H27ZM45 122H46V121H45ZM47 122H46V123H47ZM57 122H59V120H58ZM66 122H64L65 125H66V124L68 125L69 123H66ZM82 122H84V121H82ZM31 123H33V121H32ZM55 123H56V122H55ZM75 123H77V121H76ZM80 123H81V122H80ZM104 123H105V122H104ZM114 123H116V121H115ZM1 124H2V122H0V125H1ZM24 124H25V123H24ZM26 124H27V123H26ZM34 124H33V125H34ZM38 124H39V125H45L44 127H45L46 129L48 128V127H46V124H44V122H43V123H38ZM38 124H36V125H38ZM73 124H74V123H72V125H73ZM89 124H90V123H89ZM105 124H106V123H105ZM105 124H104V125H105ZM39 125H38V126H39ZM63 125H64V124H63ZM63 125H60V126H63ZM67 125H66V127H67ZM72 125L70 124V126H72ZM77 125H78V126H77ZM82 125H85V123H84V124L82 123ZM82 125H81V124H78V123H77L76 125H73L72 127H74V130H73V132L70 133V134H69V133H66V134H67V135H66L64 132H62V133H64V134L66 135V137L63 135L66 139H62L63 136H62V134H61V130H62V131L65 130V129H63L64 126H63L62 128L60 127L61 130H60L59 127H58V130H57V131H60V135H61L60 138H61L62 140H67V136L70 135L69 137H71V138L68 137L69 140L71 139V141H74V140H73V138H74V133H76V132L78 133V130H80L79 128H80ZM107 125H108V124H107ZM22 126H23V125H22ZM24 126H26V125H24ZM47 126L52 127L53 125L51 126V125H48V124H47ZM58 126H59V125H58ZM76 126H77V127H76ZM105 126H106V125H105ZM33 127H34V126H33ZM40 127H41V126H40ZM54 127L56 128L57 126L55 125ZM54 127H53V130H54V132H56V131H55L56 129H54ZM72 127H71V129H72ZM82 127H84V126H82ZM90 127H91V126H90ZM18 128H20V127H18ZM37 128H38V127H37ZM45 128L42 129V127H41V129H39V130L42 131V130H44ZM20 129H22V128H20ZM46 129H45V130H46ZM69 129H70V128H69ZM71 129H70V130H71ZM83 129H85V128H82V130H83ZM29 130H32V128L29 129ZM29 130H27V131H29ZM34 130H35V127H34L33 131H34ZM120 130H122V128H120ZM1 131H3V124H2V126H0V132H1ZM27 131H25V132H27ZM36 131H38V130H36ZM41 131H40V132H41ZM25 132H24V134H25ZM44 132H45V131H44ZM46 132H47V130H46ZM69 132H70V131H69ZM79 132H80V131H79ZM94 132H96V133H94ZM29 133H31V131L28 132V134H29ZM32 133H33V132H32ZM56 133H57V132H56ZM56 133L53 134V135H55V138H57V136H58V137L60 136V135H57ZM77 133H76V134H77ZM88 133H90V132L88 131ZM0 134H1V133H0ZM76 134H75V136H76ZM93 134H95V135H93ZM56 135H57V136H56ZM25 136H26V137H27V136H31V134H29V135H24V136H22V137H25ZM50 136H51V135H50ZM86 136H87V134H86ZM93 136H94L98 141H97L95 138H93ZM26 137L24 138V140L26 139ZM53 137H54V136H53ZM53 137L51 136V137H49V138H50V139H53ZM88 137H89V135H88ZM55 138H54V139H55ZM86 138H87V137H86ZM92 138H93V139H92ZM100 138H101V137H100ZM100 138H99V139H100ZM18 139H19V138H18ZM20 139L23 140L22 138H20ZM20 139H19V140H20ZM74 139H75V138H74ZM79 139H80V138H79ZM21 140H20V141H21ZM100 140H101V139H100ZM5 141H7V140H5ZM9 141H10V137H9ZM11 141H13V139H12ZM17 141H18V140H17ZM50 141H52V140H50ZM80 141H81V140H80ZM61 142H62V141H61ZM67 142H70V141H67ZM93 142H94L95 144H93ZM62 143H63V142H62ZM87 143H88V144H87ZM68 144H70V143H68ZM71 144H72V143H71ZM103 146H104V145H103ZM103 146H102V147H103ZM83 147H84V146H83ZM86 148H87V147H85L84 149H86ZM57 154L61 155L62 153H61V154H60V153H57ZM59 155H58V156H59ZM58 158H59V157H58ZM60 160H61V158H60Z\"/></svg>", "mask_w": 264, "mask_h": 264}, {"label": "clouds", "instance_id": "3", "mask_svg": "<svg viewBox=\"0 0 264 264\" xmlns=\"http://www.w3.org/2000/svg\"><path fill=\"white\" fill-rule=\"evenodd\" d=\"M174 86L168 82L167 79H154L148 85L144 91L145 99H150L157 91L164 90L168 87Z\"/></svg>", "mask_w": 264, "mask_h": 264}]
</instances>
